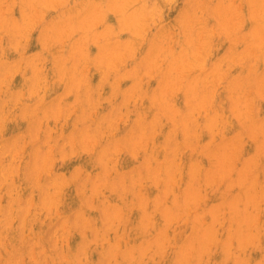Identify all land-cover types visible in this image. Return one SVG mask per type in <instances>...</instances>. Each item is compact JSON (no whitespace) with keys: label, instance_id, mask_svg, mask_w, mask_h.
<instances>
[{"label":"rangeland","instance_id":"obj_1","mask_svg":"<svg viewBox=\"0 0 264 264\" xmlns=\"http://www.w3.org/2000/svg\"><path fill=\"white\" fill-rule=\"evenodd\" d=\"M151 2H152V0H148L149 5H151ZM181 2H183V4ZM191 2H193V3H191ZM228 2H229V0H196V1L195 0H184V1L183 0H174V2H172V3H166L165 0H163V1L162 0H160V1L157 0L156 3L157 4L159 3L158 6L161 9L163 8L162 9L163 11H161V18L155 24H151V23L148 24V26L144 29L143 39H141L139 37H135L133 35V33L131 31H128V30L120 32L119 29L121 27V23H120V20L118 19V17L116 15L112 14V13H109L107 15L105 23L102 24V25H99L98 28H97V31L103 30V28L106 25H112L113 30L117 31L119 33L118 37H115L114 39H118L120 42H125V41H128V40L134 41L135 39L140 40V41H136L135 40L134 47H136V46L137 47H136V51H135L134 55L131 58H128V59L125 60V63L126 62L127 63L126 64L124 63V65H123L124 67L123 68L120 67V73L123 74L126 70H131L135 66L139 65L140 66V70H139V78H140L139 79V86L140 87H138L137 91L132 95L133 97L131 96V97L127 98V101L129 100L128 101L129 104H128V102L125 103L126 97L124 95V90L125 89H130L136 84V79L133 76H126L124 79H121V81H119L120 92L115 96L114 99L111 100V102L108 99L112 95L111 84L110 83H104L103 84L102 90L100 92V94H101L100 95V101H101L100 103L102 105L99 104L96 107L97 109L95 108V110H97V111L92 112L91 120L89 121V123L92 125V128L94 129L96 127L95 124H97L98 122L104 120V123L101 124V128L102 129H106L107 120L105 118L115 119L116 123L114 124V131L112 132V129H107L105 131L104 136L100 140L101 142L99 141V143L97 144L98 146L96 145L97 148L96 147L94 148L95 149V154L92 151H91L92 154L90 152L88 153V152H85V151H78L77 154H79V155L74 156V158L73 157H69L71 159L67 158V159H65L63 161L61 160L62 162L61 161L59 162V159H57L55 164L53 165L52 174L51 175H42L43 177L42 176L40 177V180L42 179L40 181L41 184H47L55 176L62 175L63 177H66V178L70 179L72 177V175H74V173L77 171V169H79L80 171L83 170L82 173L80 172V178L78 180L72 181L69 184L64 185V187L62 188V190H64V191L62 192V190H61L60 197H59L61 199H59V200L63 199V201H60L61 204L59 203L58 208L55 210V212L57 213V210L59 209L58 210V212H59L58 215L57 214H53L55 217L53 215L49 217L46 212H40L38 216H35L36 218L34 217L35 218L34 219L33 215H32L33 214L32 212L35 213L37 211V209L36 208H32V209L29 210V213L31 212L30 213L31 214V219L29 217L27 220H25V223H24L25 225L23 224L24 228L21 227V219L20 218H17L16 220H14L12 222L11 228L7 229V231H6V239L4 241V246L2 248H0V250H1L0 251V264H5V261H7L9 259V256H8L9 254H11V256H13L12 258H14V259L18 257L17 255H19V257L23 256L22 257V264H30V263L32 264V258L30 257L29 253H27V252H29L30 249L32 251V248L34 250L36 248V246H35L36 244H38L39 246H37L36 251L35 250L33 251L34 255L32 254V256H35L36 253H39L41 248L44 249V256H40L38 258L43 260L45 258V256H46L47 257L46 264H53V260H58L59 259V254H60L61 251L64 253L65 256L71 258V256H73L74 253H77L79 248L82 246V244L85 241V238H87V240H89V241L95 239V234H94V232L92 231L91 228L89 230L85 231L86 234L83 233V235H81V230L78 227H72V229L70 231V234L67 235V241H66L67 243H65L61 239H58V237L60 235V227H59L58 224H60V223L62 224L64 222V220L66 219L68 221V224L72 225L73 221H75L77 219V216H76L77 213H80V212H84V214H86L84 216L87 217L88 219H90L89 222H90V224L92 225L93 228L99 229L100 232L103 233L104 230H105V227L107 226L106 225V217H105V209L109 208V210L112 213H115V214H117L118 211H120L118 213V215L120 214L118 216L119 219L114 221V227H115L114 231H116L117 233L116 232L114 233L113 230H109L108 234H107V236H109L107 238L108 239L107 242L101 243L100 240H97V243L89 244V246H88L89 247V249H88V257H89L90 264H97V262H100V264H107V258L102 256V253L107 251V249L109 248L110 244H116V243L119 245V248L121 249L122 253L125 250H135L133 254L138 257V255H139L138 250L140 248L139 246H142V243L140 241L145 242L147 240H153V239H155L156 235L159 236L161 233L164 234L166 237L167 236L169 237V238L167 237L168 240H170V241H168V246L169 247L167 246L166 251L163 253L162 256L157 255L156 257H151V253H149V255L145 256V258H144L145 264H148L149 261L151 262L149 264H154V263L155 264H175L176 258H177V253H178L179 247L182 245V243L183 242L186 243V241L189 238H192L195 234L197 235V233L202 235L203 234V230L202 229H204V231L207 228L209 229L208 225H211V224L214 225L213 229H215L216 226H217V228H216L217 232L215 231L216 232L215 235H216L217 240L218 241L221 240L220 242L225 241L226 235L229 233V227H230L229 223L230 222L232 223L231 224V228L234 227V226L236 227L235 220L232 221V219H231L230 222H229V218L232 217L231 215H233L236 212L237 209L240 210V214L243 215V209L245 207L246 201H248L250 198H252V196L254 197L255 195H257V197L255 196L256 200L253 199V202L255 203L256 201L259 200L260 204L258 205V208L253 209V206H252L253 204L249 203L248 209L250 210V212H253V211L255 212L256 210L258 211V212H256L257 214L255 213L256 216L257 215L259 216V217H256V219H258L257 220L258 224L260 223V221L262 222L264 220V209H263L264 208L263 207L264 206V201H263L264 199L261 201V195L258 196V194L261 193V192H262L261 194L264 196V189H263L264 188L263 187L264 186V172H263L264 168L263 167L260 168L261 165L264 166V164H263L264 163V161H263L264 155H260L259 156L260 158L259 157L257 158L256 157L257 155H255V154L258 153L257 152L258 151V149H257L258 148L257 147L258 141L260 143L261 140L264 139V135H261V131L264 130V117H263L264 116L263 115L264 114V110H263L264 109V106H263L264 105V95H263L264 94V88H262V87H264V71H263L264 70V53L257 52V50L253 49L252 51L257 52V54H256L257 56L256 55L250 56V57H247V58L243 59L242 61L239 58H234L231 61L228 59V57L232 56L233 53H243L246 50V47L250 43L249 34L254 30L253 28H256V22L253 19L250 18V11H247V10H250L249 9V0H245V1H243V0H231V2L234 5H238L239 6V15L233 17L232 20L229 21V22H231L230 24L232 26H234L235 31H232V32L226 34L223 31L222 27H221L220 18L218 17L216 11H217L218 6H220V8L222 9L223 6L226 5ZM81 3L83 4L84 0H68L67 6L65 8L56 7V8H51V9L46 10L43 20L40 21L41 23L39 22L35 26V28H33V30L29 33L30 36L28 35L26 47L23 48V52H24V57L25 58L30 57V56H34V55H36L38 53L41 54L45 58V60H44L45 62L43 63V69H44L43 75L45 74L44 76L46 77V79L48 81V85L50 86V87L47 88V91H49V90L50 91L49 92L46 91V93H45V102L46 103L47 102H54L56 97H58L59 95L64 93V91H65V89H64L65 83L62 82L59 79L58 63H57L56 58L61 56V55H65V56L68 55V53H69V51H70V49L72 47L71 44L73 43V41H75V40H77L79 38L81 33H79V32L75 33L71 37V39L66 40L63 44L57 43V45L55 44L54 46H51L50 49H49L51 51L48 50L49 51L48 52V51H44L42 30L46 26L58 23L59 20H60V18H58V17H60V14L62 12H64V11L66 12L69 9L72 12H75L77 8H80L82 6ZM197 6L199 7V11H197V16H199V22L197 24V27L199 28L200 25H203V30L201 32L200 40L201 41H206V44H204V46L202 48H200V54L196 55L197 58H196V56L189 55L188 57H185V59H183L184 58V49H187L188 45L186 43V36H185V33H184L185 28H183L181 26V19L183 18L185 10L191 12L193 9H196ZM182 10H183V12H182ZM180 13H183V14H180ZM14 15L17 17V20H20V12H19V8L18 7L16 9H14ZM180 15H182V16H180ZM177 20H179V21L177 22ZM250 20H251V22H250ZM193 22L196 23L195 20ZM247 28H249V30ZM127 33H128V36H127ZM219 33H220V35H219ZM193 35H195V32L193 33ZM211 35H213V36H211ZM222 35H224V37ZM245 35H247L246 36L247 38L246 37L244 38ZM34 36H35V39H34ZM153 36H155V37H153ZM3 37L6 38V39H4ZM3 37H2V40H0V43L3 44L5 51L7 50V52H5L6 59L8 61H10V62L20 60L19 52L11 50V48L9 47V36L8 35H3ZM218 37H219V39H218ZM148 42H151V43L149 44ZM22 43H23V41H22ZM38 43H39V45H38ZM139 44H140V46H138ZM62 45H63L64 49H63ZM208 45H209V47H207ZM182 46H184V48ZM232 46H233L234 49L232 48ZM228 47H229V49H228ZM37 48L40 49V50H38ZM155 48H157V49L154 52ZM207 48H209V49L207 50ZM24 49H25V51H24ZM60 49H62V51ZM100 51L98 50V47H97L96 44L92 43L91 41L88 42L87 52L89 54L88 55L89 57H95ZM188 51H189V53H191L192 49H188ZM41 52H43V53H41ZM210 52H211V55H210ZM135 54H137V58H136ZM258 54H260V56ZM204 55H207V57L204 58L203 57ZM13 56H15V57H13ZM46 56L47 57L49 56L50 58L49 57L47 58ZM190 57H192V58H190ZM51 58H52V60H51ZM193 58H194V60H192ZM203 58L205 59L204 62H203ZM153 60H155V62H157V63L153 64L151 66L152 67V69H151V68H149V64ZM189 60H190V62H189ZM196 61H197L198 64L196 63ZM200 61L203 62L202 63L203 67H201L199 65V64H201ZM192 62H194V63H192ZM231 63H232V65L236 64V67L234 65L232 67ZM90 64L91 63H89V66L87 68V74H88V77H89L90 85L92 86L93 89H95L96 86L101 81V77L100 76H101L102 73H101V71L98 72L96 67L94 68V66H95L94 64H91V65ZM157 64L159 65V67H156ZM166 64H168V66H166ZM185 64L188 65L190 67V69L187 70L186 69L187 67L184 69V65ZM240 64H241V66H240ZM257 64L260 66V68H259V66ZM21 65H22L21 67L24 69L23 61H21ZM176 65L178 66V69L177 68L174 69L175 67H177ZM194 65H195V69L192 67ZM217 65L221 66L220 67L221 69L220 68L217 69V67H216ZM199 66L201 67V69H199L200 68ZM22 68H21L20 72L24 76L20 72H17L16 75L12 78V81H11V84H10V86H11L10 90H11V92H18V91L24 90V92H25V101L24 102L25 103H32L35 98H33V100H27V98H26L27 89H28V86H29V83H30V81L27 80L26 78L30 77L32 75V69L28 68V70H27V68H25L24 69L25 72H24V70ZM182 69H183V73H182ZM26 70H27V72H26ZM92 70H95V71H92ZM164 70H166V71L164 72ZM260 70H261V72H263V74H262L263 76L260 75L261 74ZM145 72H147L148 74H145ZM163 72L166 73V74H163ZM186 72H188V73H186ZM204 72L206 73L205 75H204ZM223 72H225V74ZM49 73H51V75L53 77L50 76ZM19 74H21V76ZM99 74H100V76H99ZM167 74H168V77L166 76ZM181 74H184V75L181 76ZM212 74H214V75H212ZM188 75H192V76L188 77ZM154 76H155V78H154ZM180 76H181V78H180ZM226 76H228V77H226ZM260 76H262V77L259 78ZM141 77H143V78L141 79ZM204 77H205V79H204ZM250 77H251V79H249ZM112 78L113 79L115 78V74L109 76V81H111ZM127 78H129V79H127ZM191 78L194 80V82H193V80L191 81L192 84L190 83V79ZM56 79L58 81H56ZM153 79H154V81H151ZM160 79H162L161 81L163 82V84L160 82ZM185 79H187V82L189 81V85H187L188 83L186 82ZM256 79H258V81ZM260 79H261L262 83L260 82ZM262 79H263V81H262ZM147 80H148V83H146ZM156 80H158V81H156ZM180 80L182 82H180ZM230 80H231V82H230ZM21 81L23 83L22 85H21ZM50 81H53V84ZM178 81H179V83H178ZM202 81H204V82H202ZM237 81H239V82H237ZM92 82H94V83H92ZM258 82H259V84H258ZM260 83H261L262 87L260 86ZM218 84H221V85H219L220 87L218 86ZM249 84H250V86L248 87ZM14 85H16V86L18 85V86L16 87ZM227 85H229V86H227ZM149 86H151V87H149ZM158 86H160V87H158ZM203 86H205V87H203ZM211 86H213V87L211 88ZM225 86H226V88H225ZM51 87L54 88V89H52ZM147 87H149L148 90H147ZM214 87H216V88H214ZM235 87H237V88H235ZM155 88H157V89H155ZM213 88H214V90H213ZM227 88L231 89V91H234V92H230L229 89H227ZM239 88H240V90H239ZM251 88H253L255 90H253ZM174 90H175V92H174ZM184 90H185L186 96L183 94ZM209 90L210 91L212 90V91L210 92ZM218 90L220 91V93H218L219 92ZM110 92H111V94H110ZM229 92H230L231 95H233V96H231L229 94L231 96L230 99H228V97H229L228 93ZM181 93H182V95H181ZM210 93H214L215 95H213V94L211 95ZM94 94L95 93H93V95ZM162 94H163V102H161V95ZM203 94H204V96H203ZM208 94H210L212 97H210V95L208 96ZM218 94H220L223 98L220 95H218ZM250 94H251V96H250ZM253 94H255V95L257 94V95L255 96ZM104 95H105V98H104ZM146 95H148V96L146 97ZM187 95L190 98L189 100L187 99ZM71 96H72V98H71ZM250 97L252 98L251 102L249 100V99H251ZM5 98H7V96H5ZM74 98H75L74 95H69L66 99L68 100V102H71ZM203 98H204V100H203ZM211 98H212L213 102H212V100L211 101L208 100V99H211ZM232 98H233L234 102L232 101ZM261 98H262L263 101L260 100ZM93 99H95V95L93 96ZM132 99H134V104L130 103V102H133ZM229 100H231V101H229ZM147 101H148V106H147ZM208 101H209V103H208ZM214 101H216V102L219 101L217 103L220 104L222 107L224 106L223 110H222V107L220 105L215 106L214 104L216 102H214ZM254 101L256 103H254ZM123 102H124V104H123ZM135 102H136V104H135ZM137 102L139 103V105H138ZM230 102H233V106H232V103L230 104ZM107 103H108V105H107ZM143 103H144V105H143ZM127 104H128V106H127ZM131 104H133V105L130 106ZM229 104L233 107L234 110L232 109V107ZM100 105H101V107H100ZM145 105L147 106V109H146ZM114 106H116V107H114ZM203 106H204V108H202ZM244 106H245V108H244ZM249 106L251 108H249ZM9 107H11V104H9ZM199 107H201L202 109H199ZM206 107H208V109H206ZM247 107H248L249 110L247 109ZM257 107H258V110H257ZM148 108L150 109V111L152 110L151 113H147V111L150 112L148 110ZM195 108H196V110H195ZM215 108H216V110H214ZM224 108H225V111H224ZM117 109H118V111H117ZM139 109L141 111H139ZM143 109H144V111H143ZM254 109H256V110H254ZM15 110L16 111H14V114L15 113L18 114L21 111V109L19 107H17ZM126 110H127V112H126ZM185 110H186V112H185ZM197 110L198 111L200 110L199 114L197 113ZM229 110H230V112H228ZM246 110H247V112H246ZM79 111L80 110L78 108L77 109V113H79ZM161 111H163V112H161ZM192 111H193V113H192ZM204 111H205V115H207L206 117L203 114ZM226 111L228 112L227 116H229L231 114L234 117L230 116V118H228L226 116V114H227ZM248 111H250V112H248ZM141 112H142V114H141ZM183 112H185V113H183ZM189 112L191 113V115H194L193 117H195L197 115L196 116L197 118L195 117V119L193 120L191 115L188 114ZM194 112H196V113L194 114ZM145 113H146V115H145ZM175 113H177V114L179 113L178 114L179 116L177 114H175ZM181 113H183L184 115L181 114ZM214 113L216 114V116H215ZM180 114L183 116V118H181L182 116ZM185 114H186V116H185ZM219 114H220V116L222 114L221 118L219 117ZM247 114H249V116ZM168 115L171 116V117H169ZM202 115L204 116V118H203ZM93 116H94V118H93ZM141 116H144V117H141ZM179 117H180V119H179ZM125 118H127V119H125ZM174 118H175V120H174ZM227 118H228V120L230 119V121L226 120ZM75 119H76L75 115H73L72 117H69L67 123H64L63 119H61L60 121L49 119L47 121V127L56 129V132H53V136H56L60 131H62L63 134H64V137L67 138V135L73 129V123H74ZM200 119H202V120H200ZM212 119H213V121H212ZM260 119H261V121H260ZM147 120H149V122H151V124ZM162 120L165 121V122L163 123ZM198 120H200V121H198ZM204 120H205V122H204ZM143 121H145L146 123H144ZM185 121L187 122V132H188L187 136L185 135V125H184ZM220 121H222V122H220ZM224 121L225 122L228 121L226 125H224L225 124V123H223ZM191 122L195 123L194 124L195 126ZM162 123H163V125H162ZM173 123L176 124V125H174ZM214 123H216V124L214 125ZM230 123H231V125H230ZM157 124H158V127H156ZM172 124L175 126V127L173 126L174 129L171 126ZM222 124L224 125L223 127L228 125L227 128L225 127L226 129H224V128L220 129V128H222ZM61 125H63L62 128H61ZM159 125H161V127H159ZM198 126H200V131H199ZM201 126H203V127H201ZM248 126H250L249 129H247ZM142 127H144V129H145V131H146L145 133H148V134H145V136L143 137V138H145V140L140 138L141 137L140 136V132H141V128ZM169 127H171V128H169ZM27 128H28V121L20 119L19 115H17V118H16L15 122L13 120H9L8 122H6L5 129H4V132H3V136H4V138L6 140L10 141V138L12 139V138L16 137L17 135H19L20 133L25 132L27 130ZM194 128H196L197 130L194 129ZM254 128L258 129L259 132H257ZM166 129L168 130L167 132H165ZM193 129H194V131H193ZM201 129L203 130V133H201L202 132ZM228 129H230V130H228ZM214 130L215 131L217 130L220 133L217 132L218 133L217 134ZM221 130H223V132L226 130L224 132L225 134L222 133ZM246 130H249V131H246ZM253 130H254V132L252 133ZM160 131L162 132V135H161ZM208 131L209 132L213 131V135H212V133H208ZM108 132H109V134H108ZM239 132H241V133H239ZM249 132H250V134H249ZM124 133H125L126 136L124 135ZM149 133L150 134L151 133H153V134L155 133V134L154 135L153 134L150 135ZM238 133H239L240 137L238 136ZM258 134H260V135H258ZM121 135H122V137H121ZM226 135H227V137L229 136V138H227ZM243 135H246V136H243ZM247 135L250 137V139H249V137ZM130 136H131V138H130ZM173 136H174V138H173ZM212 136L215 137V138H212V139H215V140L211 139ZM241 136H242V138H241ZM255 136H256V138H255ZM106 137H108V138H106ZM148 137L150 138V140H149ZM203 137H204V139H203ZM151 138H154V139H151ZM221 138L222 139L224 138V140H222ZM43 139H44V135H43V133H41V141ZM146 139L149 140L150 142L147 141ZM176 139H179L178 142H177ZM227 139H229V140H227ZM242 139H243V141L246 139V141L243 142ZM253 139H255V140H253ZM143 140H144V143H141ZM157 140H159V141H157ZM207 140H211V141H208V142H210L213 145L208 143ZM217 140H218V143L216 142ZM233 140H234V142L235 141L236 142L235 143L232 142ZM152 141L153 142L155 141V143L151 144ZM179 141H181L182 143L186 142V143H184V145L186 147L183 146V144L181 142H179ZM221 141H223V142H221ZM255 141H257V142H255ZM61 142H63V141H61ZM156 142L159 143V144H156ZM220 142H221V144H220ZM240 142L243 145L240 144ZM248 142L250 143V145H249ZM174 143L176 144L177 148H176ZM232 143L234 144V146H233ZM237 143L240 144L238 146L236 145L237 148L238 147L239 148L238 149L232 148V146L235 147V144H237ZM247 143H248V145H247ZM121 144L124 145L123 146L124 148L121 147ZM196 144H198L197 147L195 146ZM217 144H220V149L217 148L218 151L216 149ZM231 144H232V146H231ZM136 145L138 146L137 148H136ZM161 145H163V146H161ZM178 145L180 146V148H179ZM191 145L192 146L194 145L195 147L193 146L192 149H191ZM210 145L212 146L211 149H210ZM105 146H107L110 149L108 155L111 157L110 159H108V163L109 164L107 163V169L105 168L104 164L101 163V160H100L101 159V149L104 148ZM117 147L119 149H117ZM143 147H144V149L141 150ZM148 147H150V148H148ZM214 147H215L216 150H214L212 152V149H214ZM218 147H219V145H218ZM252 147H254V149ZM33 148H34L33 145H27L25 147L24 152L22 153V159L20 160V166H19L18 174L13 177V182L15 184H17V185L20 184L19 187H20V194H21L22 202H25V198H26V202H27L28 197L29 196H33V197H31L32 203L33 204H39L40 201H41V198H42V193L39 190L34 189L32 187L33 179H32V175L30 174L31 173V167L30 166L32 165V160H33V157L31 155V153L33 152ZM166 148H167V150L165 151ZM183 148H185L184 151H183ZM193 148H195V150ZM124 149H125V151H124ZM163 149H164V151H163ZM229 149H234V151L236 150L235 151L236 154H234V156L230 155V153L232 152V154H233L234 151L233 150H229ZM252 149H253V151H252ZM116 150H118V151L115 152L116 153V155H115V153H113V152L116 151ZM119 150H120V152H119ZM134 150H136L135 153H134ZM155 150H158L157 151L158 153ZM191 150H192V154H191ZM228 150H229V152L230 151L231 152L230 153L227 152ZM237 150H239L238 151V155H237ZM142 151H144V152H142ZM125 152H127L128 154L125 153ZM173 152H175V154L177 153L176 156H175V154L172 156ZM216 152H217V154H216ZM252 152H254V154ZM130 153H131V156H130ZM162 153H163V157H162ZM155 154H157V155H155ZM190 154H191L192 157L189 156ZM199 154H200V157L198 156ZM135 155H137V156H135ZM142 155L144 156L145 159L142 157ZM177 155H179V156H177ZM201 155H203V156H201ZM228 155H230V157ZM235 155H236V161H235ZM89 156H90V159H89ZM113 156H115V158H112ZM206 156H207L208 160H207ZM215 156H216V158H215ZM226 156H227L228 159L230 158V159H233V160H230V159L228 160L227 159L228 161H226ZM232 156L234 158H232ZM253 156H255L254 158H256L255 159L256 162H255L254 169H253L254 172L253 171L250 172V174L253 173V175L251 176L249 174L250 177H252V178H249V182H247V184L246 183L243 184V187H242V185L240 183L238 184L236 182V180L239 181L238 179H236V177L241 175V174H239L240 171H237L236 169H238V168H239V170L243 169L244 166L246 165V163H242V162H248L250 158H253ZM153 157H154V160H152ZM179 157L182 158V159L180 160ZM246 157H249V158L245 159V161H242ZM162 158L163 159L165 158V159L163 160ZM191 158H193V159H191ZM200 158H202V159H200ZM210 158H212V159H210ZM214 158H215V160H214ZM156 159H158V160H156ZM178 159H179V161H178ZM224 159H225L226 162H224ZM259 159H260L261 163L257 161ZM92 160L94 161V163H93ZM112 160H115L117 162L115 163ZM160 161H162V162H160ZM209 161H211V162H209ZM174 162H175V165H174ZM189 162L190 163L192 162L193 165H192V163L189 164ZM257 162L260 164L259 166L256 165ZM167 163H169V164H167ZM227 163L228 164L230 163V164L228 165ZM240 163H241L242 167L240 166ZM93 164L95 165V167L92 166ZM113 164H114V166H115V164L118 166V167L117 166L115 167L117 169L114 168ZM143 164H146L147 166L149 165L148 167L145 165L146 169H148V170L145 169ZM160 164H161V168L159 167ZM208 164H211L212 167L210 168V170L208 172H206L205 171L206 168H203V167L209 166ZM217 164H218V166H217ZM74 165L76 166L75 170H74ZM127 165H128V167H126ZM169 165H170V168H169L170 170H169V172L168 171L166 172L165 169H168ZM173 165H174V167H173ZM188 165L191 168L188 169ZM200 165H202L203 167H201ZM84 166H85V168H84ZM154 166H155V168H154ZM255 166H256V168H255ZM231 167H232V169H231ZM95 168H97L98 170L95 169ZM156 168L159 169V171H160L159 172V177L161 176L162 179L157 177L158 169L155 170ZM162 168H164V170ZM192 168H193V173H192ZM229 168L231 169V171L234 168L235 173H237V174H235V173H234L235 175L232 174V172H234V170H233L232 172H230L229 175H224V177H223L224 180L222 181V179H221L222 174L227 172V170ZM142 169H143V171H142ZM149 169H150V171H149ZM186 169H187V171H186ZM198 169H199V171H197ZM223 169L226 170V171H223ZM257 169H258V173H257ZM174 170H178L179 171L178 175L176 173L178 171L173 172ZM180 170H182L181 176H179ZM112 171H113V173H112ZM139 171H140V173H138ZM154 171H156V173ZM222 171H223V173H221V176H220V172H222ZM105 172H107L106 179L109 180V182L107 181L108 185L104 186L103 189H101V191L99 192V194L94 196L95 200H94V197H93V200L91 199V201L94 202V203L91 202L92 206L89 207L88 203L85 202L84 194H82L81 190H80L81 181L83 180V178H85V176L87 174V177L89 178L87 194L90 195L91 194L90 193L91 181L95 180L93 178L94 177L97 178L98 175L101 178H104L105 177ZM201 172H202V175H201ZM130 173H133V174H130ZM141 173L143 174V176L145 175L144 177L142 176V178H140ZM173 173H174V176H172ZM187 173H189V175H187ZM196 173H198V174H196ZM204 173H206V175H204ZM212 173H213V175L215 177L212 176ZM160 174H162V175H160ZM231 174H232V176H230ZM138 175H139V177H138ZM177 176H179V177H177ZM189 176H190V178H189ZM145 177H147V178L145 179ZM170 177H175L177 180L175 181V178L171 179ZM198 177L202 178V181H201V179H197ZM253 177H254L255 183H256L254 185H256L255 187L258 190V191L256 190V192L258 194H256V192L255 193L253 192L255 195L251 194L252 191H255L254 190L255 187H252L250 185L251 184L250 180L252 181ZM227 178H228V180H225ZM234 178H235V181L233 180ZM259 178H260V180H259ZM20 179H21V182H20ZM149 179H150L151 182L149 181ZM189 179H191V180H189ZM208 179H209V182H211L210 185H208V183H209ZM212 179H214V180H212ZM144 180H146V181H144ZM158 180H159L160 183L157 182ZM166 180L168 181L167 184L165 183ZM169 180H171L170 183H169ZM217 180L218 181L220 180L221 182L219 181L220 182L219 183ZM232 180L239 187L235 183H234L235 184L234 185ZM125 181H126V184H125ZM134 181H135V183H134ZM199 181L201 183H199ZM212 182H213V185H214L213 187H212ZM229 182H230V184H228ZM173 183H174V186H176V188H174L172 186ZM198 183H199V186H198ZM221 183H222V186L218 185L216 187L217 184H221ZM224 183H225V185H224ZM261 183L263 185H261ZM157 184H158V186H161V188L158 187ZM177 184H178V186H177ZM196 184H197V186H196ZM226 184H227V187H226ZM257 184H259L261 186H259ZM186 185H187V188L184 189V187H186ZM230 185H232V187ZM189 186H190V188H189ZM194 186L196 187V191H194V188H193ZM200 186H201V188H200V190H198ZM224 186H225V188H224ZM221 187H222V189H220ZM229 187L232 188V189H230ZM69 188H70V190H69ZM202 188H207L208 190L202 189ZM226 188H229L228 192H232L233 194L237 193L235 195V197L232 196L233 195L232 193L230 195L226 191L227 190ZM249 188H251L252 191ZM252 188H254V189H252ZM113 189H114V191H113ZM166 189H170L171 190V191H168L169 194H167V197H165V190ZM172 189H173V191H172ZM179 189L180 190L183 189V190L180 191ZM243 189H246L247 191L243 190ZM259 189L262 190V191H259ZM205 190H206V193H204ZM236 190L237 191L238 190L239 191L243 190V193L241 191L237 192ZM0 191H3V190H0ZM4 191H5V195H3V197H0V203L5 205V206H7L8 196L6 194V190H4ZM211 191H213V192H211ZM222 191H224V192H222ZM142 192H144V193L146 192L144 194L146 196H144ZM178 192H179V194H178ZM195 192H196L197 195H195ZM219 192H221V193H219ZM246 192H248V193L250 192L249 195ZM240 193L244 194V195L247 194L248 195V197H247L248 199L246 197L244 198L243 195H241ZM29 194H31V195H29ZM129 194L132 195V196H130ZM227 194H229L228 196H230V197H228ZM161 195H162V197H161ZM169 195H172V197H171L172 199L170 198ZM200 195H201V198H200ZM214 195H216V197ZM180 196H181V198H180ZM237 196H239V197H237ZM157 197L159 199L163 200V203L160 205L161 208H160V206L158 208L155 207L156 206L155 202L157 200ZM196 197H197L198 200L201 199V202L199 200V202L201 204L198 202ZM220 197H222V200H221ZM225 197H226V199H225ZM231 197H233V199L234 198H236V199L233 200V202H228L229 204L231 203V205H228V203L225 205L224 204L225 201L226 202L229 201V199ZM133 198L136 199V200L133 201ZM164 198H166L165 201H164ZM168 198L170 199V201L167 200ZM188 198L193 199L196 203L192 202V200L189 201ZM143 199L147 200V204H150V205H146L147 206L146 208L145 207L141 208V203H142ZM176 200H178V202ZM149 201H150V203H149ZM220 201H221L222 205L220 204ZM167 202H169V203H167ZM237 202L238 203L242 202L243 203L242 204L243 207H241V204L240 203L238 204ZM62 203H63V205H62ZM171 203H173V204H171ZM232 203L235 204L234 207H233ZM79 204H81V205H79ZM121 204H122V206H121ZM132 204H135V205H132ZM154 204H155V206H154ZM188 204H190L191 206L190 205L187 206ZM211 204H212V206H211ZM213 204H214V206H213ZM261 204H262V206H261ZM165 205H166V207H164ZM168 205H170V206H168ZM196 205H197V208H196ZM223 205H225L226 207L227 206H230V207L232 206V207L231 208L228 207L229 208V210H228V208H226L224 206V209H223V207H222ZM81 206H83L85 209H83V207H81ZM133 206L136 207V208H134ZM193 206H195L194 209H193ZM209 206L211 207L210 210L207 209V208H209ZM152 207H153V211H150V210H152ZM162 207H164V208H162ZM218 207H219V209H218ZM220 207H222V208L220 209ZM250 207H251V209H250ZM124 208H125V210H124ZM173 208H174V210H173ZM183 208L185 209V211L183 210ZM146 209H148V210L146 211ZM165 209H167V211ZM177 209H180V210H177ZM198 209H199V212L201 211L202 213L201 212L200 213L197 212ZM225 209H226V211H225ZM234 209H235V211H234ZM116 210H117V212H116ZM137 210L140 213L137 212ZM211 210H212V213H210V214L213 217H211V215L209 213L207 214V211L211 212ZM259 210H260V212H259ZM193 211H194V213H193ZM221 211H224V212H221ZM233 211H234V213H233ZM122 212H124L125 214L123 213V215H121ZM145 212H148V213L152 214L151 215V221H153L152 222V228L153 229H150L151 228L150 227L148 232L143 231L144 230L143 225L146 222L145 221ZM153 212H155V213H153ZM190 212H192V213H190ZM216 212H219V215H217L218 213H216ZM181 213H182V215L179 217V215ZM220 213H223L222 217H221ZM97 215H98V217H97ZM158 215H159V217H158ZM173 215H175V218H174ZM207 215H209V216H207ZM43 216H45V217H43ZM73 216H75V217H73ZM171 216H173V219H175L174 221L171 220L172 218H169ZM176 216L178 217V219H177ZM193 216L194 217L196 216V218H194ZM197 216H199L198 218H199V220L201 222H199L197 220ZM131 218H132V220H131ZM166 218H168L167 221H165V223L162 224V222L164 220H166ZM216 218L218 219L217 222L215 221ZM237 218H239V217H237ZM33 219H34V221H32ZM157 219H158V221H157ZM222 219H223L222 223L224 225L220 224ZM168 220H171V221H168ZM194 220H195V222H194ZM219 220H220V223H218ZM196 222H197V224L194 225ZM212 222H214V224ZM130 223H131V225L133 224L134 226L133 225H132L133 227L130 226ZM166 223H168V226H167ZM188 224H191V225H188ZM260 224H264V221L262 223H260ZM95 225H97L98 228ZM125 225H126V227H124ZM158 225H160L161 227H159ZM172 225H173V227H171ZM192 225L194 226L193 228L191 227ZM14 226H15V228H14ZM163 226H165L164 230H163ZM166 226H167V228H166ZM188 226H190V227H188ZM205 226L207 228H205ZM140 227L142 228V230H141ZM195 227H196V231H194ZM202 227H204V228H202ZM235 227L233 229H235ZM101 228H103V230ZM133 228H134L135 231L133 230ZM183 228H185V229H183ZM227 228H228V232H227ZM165 229L168 232L165 231ZM188 229H189V232L186 235V232L188 231ZM190 229H191V231H190ZM198 229L200 230V232L198 231ZM211 229L212 228L210 227L209 230H211ZM32 230H34L33 231L34 234H36L37 232H39V234L37 233L36 235H34L32 233ZM40 230L43 233L40 232ZM149 231H150V233H149ZM143 232H145V234ZM165 232H167L168 234L166 233L167 234L166 235ZM221 232H222V234H221ZM24 233H26V235ZM189 233L191 235H189ZM15 234H16V236H15ZM23 234L25 235L24 237H23ZM52 234H53V236H52ZM146 234H148V235H146ZM184 234L188 238H185V236H183ZM218 234H219V236H218ZM223 234H224L225 238L221 237ZM182 237H184V238L182 239ZM218 237H219V239H218ZM263 237H264V235H262L261 238H260V243L262 245H264V243H263L264 238ZM21 238H23V239L21 240ZM34 238H36V239L34 240ZM55 238H57V239H55ZM131 238H133V240ZM222 238H224V239H222ZM77 239H78V241H76ZM138 239H140V240L136 241ZM185 239H186V241H184ZM54 240H56L57 242H54ZM58 240H59V243H58ZM233 241H234V242H232L234 244L233 246H235V244H236L235 242L236 241L234 239H233ZM21 242H22L23 245L21 244ZM9 243H11V244H9ZM12 243H14V244L12 245ZM33 243H35V245ZM139 243H141V244H139ZM176 244H179V245H177L178 247L176 246ZM219 244L222 245V243H219ZM219 244H215V246L213 245V247H215V248L212 247V249H214L215 251L212 250V254H211L210 257L209 256L205 257V259L208 260V264H214L216 261H217V263H215V264H218V262H220L223 259V251L220 250V248L222 249V246L219 247ZM32 245H33V247H32ZM6 246L11 248L12 250L7 248ZM28 246H31L30 249L27 248ZM173 246H174V249H173ZM175 247H177V248H175ZM101 248H102V250H101ZM7 249H9V250H7ZM27 249H29V250H27ZM10 250H11V252H9ZM100 250L102 251V253H101ZM170 250H171V252H170ZM21 251H22V253H21ZM69 251H71V253ZM172 251H174V252H172ZM23 252H25V253H23ZM52 252H53V254H52ZM5 254H6V256H5ZM174 254H176V255H174ZM259 256H260V252L259 251H253L252 252V258L254 260L256 258H259ZM54 257H55V259H54ZM149 257H151V258H149ZM171 257H173V258L175 257V260L174 259L171 260L172 259ZM221 257H222V259H221ZM116 259L121 262L120 264H128V261L125 259L124 255H117ZM30 260H31V262H30ZM163 261H164V263H163ZM230 262L231 261H229V264H231Z\"/></svg>","mask_w":264,"mask_h":264},{"label":"clouds","instance_id":"obj_2","mask_svg":"<svg viewBox=\"0 0 264 264\" xmlns=\"http://www.w3.org/2000/svg\"><path fill=\"white\" fill-rule=\"evenodd\" d=\"M67 2L68 0H0V40H2L3 35H8L9 47L20 54V60L8 61L5 58L4 46L0 43V190H6L8 196L7 206L0 204V248L4 246L6 231L11 228L12 222L20 218L21 227H23L24 221L29 217L30 209H37L33 213V217L38 216L40 212H46L49 217L53 214L58 215L55 210L60 203V192L64 185L80 178V170L77 169L70 179L62 175L55 176L47 184H41V175H51L53 165L57 159L65 160L74 157L78 151H93L107 129L114 131L115 119L105 118L107 120L106 129L101 128L104 120L98 122L94 129L89 123L92 112L101 102L100 92L103 84H111L112 95L108 98L110 102L120 92L119 81L126 76H133L136 79V84L132 88L124 90L125 103L127 98L131 97L139 87V65L131 70H126L123 74L120 73V67L124 65L125 60L131 58L136 51L134 41L120 42L118 39H114L118 37L119 33L113 30L112 25H106L101 31H97L98 26L104 24L107 15L112 13L120 20V32L128 30L134 36L143 39L144 29L148 24H155L160 20L162 11L156 0H152L151 5H149L148 0H84L82 6L77 8L75 12L70 9L62 12L58 23L46 26L42 30L44 51H48L51 46L57 43L63 44L77 32L81 35L73 41L68 55H61L56 58L59 79L65 83V91L56 97L54 102L46 103L45 93L48 88V81L43 75L45 58L39 53L25 58L23 48L26 47L29 33L43 20L46 10L56 7L65 8ZM165 2L172 3L174 0H165ZM17 7L20 12V20H17L14 15V9ZM249 9L250 18L256 22V28L249 34V47L243 53H233L232 56L228 57L230 61L234 58H239L242 61L247 57L256 55L257 52L264 53V0H249ZM197 11H199L198 6L191 12L185 10L181 19V26L185 28L186 43L188 45V48L184 49V57L199 55L200 48L206 44V41L200 40L203 25L197 27L199 22ZM217 15L226 34L235 31L229 21L239 15L238 5H234L229 0L222 9L218 6ZM194 20L196 23L193 22ZM194 32L195 35H193ZM89 41L101 49L95 57L88 56L87 44ZM188 49H192L191 53ZM253 49L257 52L252 51ZM21 61L24 63V68L32 69V75L26 78L30 81L26 98L27 100L35 98L32 103L24 102L25 93L23 91L11 92L9 87L12 78L17 72L21 71ZM89 63L94 64L97 70L102 73L101 81L95 89L90 85L87 75ZM155 63V60L151 61L149 68ZM200 66H203L202 63ZM156 67H159V65L157 64ZM217 68H219V65H217ZM113 74H115V78L109 81V76ZM145 74L148 73L145 72ZM93 93H95V99H93ZM69 95L75 97L71 102L66 99ZM161 102H163V94L161 95ZM9 104H11V107H9ZM17 107L21 111L14 114ZM78 108L79 113H77ZM17 115L20 119L28 121V128L10 141L6 140L3 136L6 122L16 120ZM73 115L76 116V119L67 138L64 137L62 131L53 136L56 129L47 127V121L49 119L56 121L63 119L64 123H67L69 117ZM192 119L194 120L195 117H192ZM62 127L63 125H61ZM41 133L44 135L42 141ZM145 134V129L142 127L141 138ZM187 134V122L185 121V135L187 136ZM261 135H264V130L261 131ZM27 145L34 146L31 153L33 160L30 174L33 179L32 187L42 193L39 204H33L31 196L28 197L27 202H22L20 187L13 182V177L18 174L22 153ZM109 151L110 149L107 146L101 149V163L104 164L106 169L108 159L111 158L108 155ZM260 155H264V140H261L258 145L257 156ZM255 162V158H250L246 162L245 168L240 170L241 175L238 182L242 186L248 182L249 173L253 170ZM168 170L165 169L166 172ZM230 172L231 169L229 168L227 172L222 174L221 179L224 175H229ZM106 176L107 172H105L104 178L98 175L95 180L91 181L90 195L87 194L89 178L85 176L81 181L80 190L84 194L85 202L88 203L89 207L92 206L91 199L99 194L102 187L107 185ZM157 177L162 179V177H159V171H157ZM165 183L167 184L168 181L166 180ZM251 184L253 186L255 184L254 177ZM169 190H165V197ZM3 195H5V191H0V197H3ZM253 199L245 203L243 215L237 209L230 218L235 220L236 227L232 229L230 223L229 235L225 241L220 242L217 240L215 229H206L202 235H194L179 247L175 264H208L205 257H210L212 246L219 243H222L223 251V259L219 264H229V261H231V264H264V245L260 243V237L264 235V224H258L256 214L248 211V205L253 202ZM261 199H264V196H261ZM162 203L163 200L158 198L155 202L156 207L158 208ZM146 204L147 201L143 200L141 207H146ZM258 205L259 201H256L253 203V208H258ZM165 210L167 211V209ZM151 215V213L145 212L146 222L143 225L145 232H148L152 226ZM220 215L222 216L223 213H220ZM105 217L107 226L103 233L92 227L83 212L77 213V219L73 221L72 225H69L65 219L60 225V237L58 239H62L66 243L67 235L70 234L72 227L80 228L82 235L91 228L95 234V239L89 241L85 238L82 246L71 258L65 256L61 251L59 259L53 260V264H90L88 257L89 244L96 243L97 240L107 242V232L115 230L114 221L119 218L118 214L112 213L108 208L105 209ZM233 239L236 241L235 246L232 243ZM167 246L168 238L161 233L153 240L142 242V246L138 250V257L133 254L135 250H125L122 253L118 244H110L107 251L102 253V256L107 258V264H120V261L116 259L117 255H124L128 264H145V256H148L149 253H151V257L162 256ZM253 251L260 252L259 258L253 260ZM29 255L32 258V264H46V256L43 260L38 258L44 256L42 248L35 256H32L30 249ZM5 264H22V257L14 259L10 254ZM97 264H100V262H97Z\"/></svg>","mask_w":264,"mask_h":264},{"label":"bare ground","instance_id":"obj_3","mask_svg":"<svg viewBox=\"0 0 264 264\" xmlns=\"http://www.w3.org/2000/svg\"><path fill=\"white\" fill-rule=\"evenodd\" d=\"M156 1H157V0H156ZM159 1H160V0H159ZM162 1H163V0H162ZM183 1H184V0H183ZM195 1H196V0H195ZM243 1H245V0H243ZM151 3H152V2H151ZM181 3L183 4V2H181ZM191 3H193V2H191ZM81 4H82V3H81ZM158 4H159V3H158ZM77 5H78V4H77ZM77 5H76V6H77ZM191 6H192V5H191ZM184 8H185V7H184ZM211 8H212V7H211ZM162 9H163V8H162ZM63 10H64V9H63ZM74 10H75V9H74ZM162 11H163V10H162ZM215 11H216V10H215ZM247 11H250V10H247ZM64 12H65V11H64ZM182 12H183V10H182ZM210 12H211V11H210ZM216 12H217V11H216ZM243 13H244V12H243ZM243 13H242V14H243ZM180 14H183V13H180ZM247 14H248V13H247ZM215 15H216V14H215ZM180 16H182V15H180ZM216 16H217V15H216ZM58 18H60V17H58ZM240 18H241V17H240ZM49 19H50V18H49ZM49 19H48V20H49ZM180 19H181V18H180ZM249 19H250V18H249ZM53 20H54V19H53ZM244 20H245V19H244ZM244 20H243V21H244ZM178 21H179V20H177V22H178ZM248 21H249V20H248ZM238 22H239V21H238ZM250 22H251V20H250ZM40 23H41V22H40ZM229 23H231V22H229ZM233 23H234V22H233ZM233 23H232V24H233ZM241 23H242V22H241ZM243 23H244V22H243ZM45 24H46V23H45ZM254 24H255V23H254ZM242 25H243V24H242ZM39 26H40V25H39ZM156 26H157V25H156ZM217 27H218V26H217ZM233 27H234V26H233ZM43 29H44V28H43ZM241 29H242V28H241ZM247 29L249 30V28H247ZM251 29H252V28H251ZM253 29H255V28H253ZM184 33H185V31H184ZM35 35H36V34H35ZM147 35H148V34H147ZM158 35H159V34H158ZM219 35H220V33H219ZM29 36H30V35H29ZM127 36H128V33H127ZM148 36H149V35H148ZM155 36H156V35H155ZM155 36H153V37H155ZM211 36H213V35H211ZM222 36L224 37V35H222ZM222 36H221V37H222ZM228 36H229V35H228ZM246 36H247V35H245L244 38H245ZM130 37H131V36H130ZM133 37H134V36H133ZM135 37H136V36H135ZM208 37H209V36H208ZM223 37H222V38H223ZM241 37H242V36H241ZM3 38H4V37H3ZM139 38H140V37H139ZM226 38H227V37H226ZM244 38H243V39H244ZM246 38H247V37H246ZM4 39H6V38H4ZM34 39H35V36H34ZM155 39H156V38H155ZM218 39H219V37H218ZM234 39H235V38H234ZM133 40H134V39H133ZM135 40H136V41H140V40H137V39H135ZM135 40H134V44H135ZM237 40H238V39H237ZM241 40H242V39H241ZM34 41H35V40H34ZM143 41H144V40H143ZM222 41H223V40H222ZM4 42H5V41H4ZM36 42H37V41H36ZM141 42H142V41H141ZM139 43H140V42H139ZM148 43L150 44L151 42H148ZM182 43H183V42H182ZM226 43H227V42H226ZM226 43H225V44H226ZM229 43H230V42H229ZM229 43H228V44H229ZM72 44H73V43H72ZM72 44H71V46H72ZM137 44H138V43H137ZM236 44H237V43H236ZM4 45H5V44H4ZM38 45H39V43H38ZM56 45H57V44H56ZM87 45H88V44H87ZM151 45H152V44H151ZM184 45H185V44H184ZM215 45H216V44H215ZM215 45H214V46H215ZM237 45H238V44H237ZM7 46H8V45H7ZM53 46H54V45H53ZM138 46H140V44H139ZM142 46H143V45H142ZM144 46H145V45H144ZM248 46H249V45H248ZM248 46H247V47H248ZM55 47H56V46H55ZM62 47H63V45H62ZM65 47H66V46H65ZM67 47H68V46H67ZM136 47H137V46H136ZM136 47H135V48H136ZM182 47L184 48V46H182ZM207 47H209V45H208ZM211 47H212V46H211ZM241 47H242V46H241ZM247 47H246V48H247ZM7 48H8V47H7ZM7 48H6V49H7ZM71 48H72V47H71ZM139 48H140V47H139ZM232 48H233V46H232ZM232 48H231V49H232ZM243 48H244V47H243ZM37 49H38V48H37ZM63 49H64V47H63ZM156 49H157V48H155L154 52L156 51ZM208 49H209V48H207V50H208ZM228 49H229V47H228ZM233 49H234V48H233ZM11 50H12V49H11ZM38 50H40V49H38ZM55 50H56V49H55ZM60 50L62 51V49H60ZM60 50H59V51H60ZM98 50L100 51L101 49L98 48ZM210 50H211V49H210ZM210 50H209V51H210ZM24 51H25V49H24ZM33 51H34V50H33ZM49 51H51V50H49ZM49 51H48V52H49ZM70 51H71V49H70ZM139 51H140V50H139ZM157 51H158V50H157ZM5 52H7V50H6ZM12 52H13V51H12ZM12 52H11V53H12ZM29 52H30V51H29ZM31 52H32V51H31ZM54 52H55V51H54ZM88 52H89V51H88ZM144 52H145V51H144ZM227 52H228V51H227ZM244 52H245V51H244ZM23 53H24V52H23ZM26 53H27V52H26ZM41 53H43V52H41ZM44 53H45V52H44ZM51 53H52V52H51ZM92 53H93V52H92ZM208 53H209V52H208ZM15 54H16V53H15ZM30 54H31V53H30ZM45 54H46V53H45ZM48 54H49V53H48ZM155 54H156V53H155ZM5 55H6V54H5ZM88 55H89V54H88ZM135 55H136V58H137V54H135ZM151 55H152V54H151ZM166 55H167V54H166ZM210 55H211V52H210ZM258 55L260 56V54H258ZM18 56H19V55H18ZM44 56H45V55H44ZM180 56H181V55H180ZM256 56H257V55H256ZM13 57H15V56H13ZM46 57H47V56H46ZM48 57H49V56H48ZM48 57H47V58H48ZM201 57H202V56H201ZM203 57L205 58V57H207V55H204ZM5 58H6V57H5ZM49 58H50V57H49ZM190 58H192V57H190ZM196 58H197V56H196ZM204 58H203V62H204V60H205ZM251 58H252V57H251ZM9 59H10V58H9ZM127 59H128V58H127ZM134 59H135V58H134ZM183 59H185V57H184ZM201 59H202V58H201ZM201 59H200V60H201ZM206 59H207V58H206ZM220 59H221V58H220ZM253 59H254V58H253ZM44 60H45V59H44ZM49 60H50V59H49ZM51 60H52V58H51ZM192 60H194V58H193ZM195 60H196V59H195ZM127 61H128V60H127ZM174 61H175V60H174ZM183 61H184V60H183ZM219 61H220V60H219ZM259 61H260V60H259ZM44 62H45V61H44ZM46 62H47V61H46ZM169 62H170V61H169ZM189 62H190V60H189ZM189 62H188V63H189ZM203 62L200 61V63H203ZM256 62H257V61H256ZM261 62H262V61H261ZM49 63H50V62H49ZM126 63H127V62H126ZM126 63H125V64H126ZM129 63H130V62H129ZM156 63H157V62H156ZM192 63H194V62H192ZM192 63H191V64H192ZM196 63H197V61H196ZM205 63H206V62H205ZM158 64H159V63H158ZM197 64H198V63H197ZM219 64H220V63H219ZM90 65H91V64H90ZM146 65H147V64H146ZM189 65H190V64H189ZM199 65H201V64H199ZM211 65H212V64H211ZM222 65H223V64H222ZM233 65H234V64H233ZM233 65H232V63H231V66H232V67H233ZM257 65H258V64H257ZM20 66H22V65H20ZM88 66H89V65H88ZM93 66H94V65H93ZM131 66H132V65H131ZM166 66H168V64H166ZM176 66H177V65H176ZM234 66L236 67V64H235ZM240 66H241V64H240ZM258 66H259V65H258ZM95 67H96V66H94V68H95ZM123 67H124V66H122V68H123ZM144 67H145V66H144ZM186 67H187V68H186ZM192 67L195 69V65L192 66ZM192 67H191V68H192ZM199 67H200V66H199ZM202 67H203V66H202ZM216 67H217V66H216ZM220 67H221V66H219V68H220ZM235 67H234V68H235ZM21 68H22V67H21ZM128 68H129V67H128ZM131 68H132V67H131ZM167 68H168V67H167ZM170 68H171V67H170ZM176 68L178 69V66L175 67L174 69H176ZM185 68H186L187 70L190 69V67H189L188 65H186V64L184 65V69H185ZM196 68H197V67H196ZM210 68H211V67H210ZM259 68H260V66H259ZM22 69H23V68H22ZM24 69H25V68H24ZM24 69H23V70H24ZM151 69H152V67H151ZM151 69H150V70H151ZM155 69H156V68H155ZM197 69H198V68H197ZM199 69H201V67H200ZM199 69H198V70H199ZM217 69H218V68H217ZM220 69H221V68H220ZM220 69H219V70H220ZM224 69H225V68H224ZM237 69H238V68H237ZM27 70H28V68H27ZM27 70H26V72H27ZM52 70H53V69H52ZM166 70H167V69H166ZM166 70H164V72H165ZM205 70H206V69H205ZM256 70H257V69H256ZM49 71H50V70H49ZM54 71H55V70H54ZM92 71H95V70H92ZM97 71L99 72V70H97ZM152 71H153V70H152ZM158 71H159V70H158ZM184 71H185V70H184ZM194 71H195V70H194ZM208 71H209V70H208ZM232 71H233V70H232ZM263 71H264V70H263ZM24 72H25V70H24ZM24 72H23V73H24ZM45 72H46V71H45ZM47 72H48V71H47ZM50 72H51V71H50ZM98 72H97V73H98ZM164 72H163V74H166V73H164ZM172 72H173V71H172ZM188 72H189V71H188ZM188 72H186V73H188ZM205 72H206V71H205ZM205 72H204V75L206 74ZM20 73H21V72H20ZM28 73H29V72H28ZM91 73H92V72H91ZM91 73H90V74H91ZM157 73H158V72H157ZM182 73H183V69H182ZM212 73H213V72H212ZM223 73L225 74V72H223ZM239 73H240V72H239ZM260 73H261L260 75L263 74V72H261V70H260ZM21 74H22V73H21ZM21 74H19V75L21 76ZM26 74H27V73H26ZM49 74H50V76H52L51 73H49ZM195 74H196V73H195ZM22 75H23V74H22ZM44 75H45V74H44ZM47 75H48V74H47ZM87 75H88V74H87ZM101 75H102V74H101ZM154 75H155V74H154ZM182 75H184V74H181V76H182ZM212 75H214V74H212ZM23 76H24V75H23ZM48 76H49V75H48ZM99 76H100V74H99ZM158 76H159V75H158ZM162 76H163V75H162ZM162 76H161V77H162ZM166 76L168 77V74H167ZM181 76H180V78H181ZM189 76H192V75H188V77H189ZM262 76H263V75H262ZM262 76H260L259 78H261ZM52 77H53V76H52ZM100 77H101V76H100ZM150 77H151V76H150ZM218 77H219V76H218ZM226 77H228V76H226ZM256 77H257V76H256ZM90 78H91V77H90ZM98 78H99V77H98ZM142 78H143V77H141V79H142ZM154 78H155V76H154ZM165 78H166V77H165ZM165 78H164V79H165ZM212 78H213V77H212ZM110 79H111V78H110ZM112 79H113V78H112ZM127 79H129V78H127ZM148 79H149V78H148ZM164 79H163V80H164ZM204 79H205V77H204ZM204 79H203V80H204ZM228 79H229V78H228ZM244 79H245V78H244ZM249 79H251V77H250ZM161 80H162V79H160V82L163 84V82H162ZM185 80H186V82H187V79H185ZM192 80H193V79L191 78V79H190V83H191ZM216 80H217V79H216ZM231 80H232V79H231ZM231 80H230V82H231ZM256 80L258 81V79H256ZM16 81H17V80H16ZM54 81H55V80H54ZM56 81H58V80L56 79ZM59 81H60V80H59ZM98 81H99V80H98ZM120 81H121V80H120ZM151 81H154V79L151 80ZM156 81H158V80H156ZM204 81H205V80H204ZM204 81H202V82H204ZM262 81H263V79H262ZM50 82H52V84H53V81H50ZM89 82H90V81H89ZM180 82H182V81L180 80ZM193 82H194V80H193ZM209 82H210V81H209ZM237 82H239V81H237ZM249 82H250V81H249ZM260 82H261V79H260ZM19 83H20V82H19ZM56 83H57V82H56ZM56 83H55V84H56ZM92 83H94V82H92ZM146 83H148V80H147ZM178 83H179V81H178ZM187 83H188V84H187ZM187 83H186V84L189 85V81H188ZM261 83H262V82H261ZM261 83H260V86L262 87ZM22 84H23V83H22V81H21V85H22ZM150 84H151V83H150ZM150 84H149V85H150ZM191 84H192V83H191ZM216 84H217V83H216ZM241 84H242V83H241ZM246 84H247V83H246ZM258 84H259V82H258ZM24 85H25V84H24ZM24 85H23V86H24ZM59 85H60V84H59ZM61 85H62V84H61ZM124 85H125V84H124ZM204 85H205V84H204ZM210 85H211V84H210ZM214 85H215V84H214ZM219 85H221V84H218V86H219ZM252 85H253V84H252ZM14 86H16V85H14ZM17 86H18V85H17ZM17 86H16V87H17ZM147 86H148V85H147ZM161 86H162V85H161ZM194 86H195V85H194ZM227 86H229V85H227ZM241 86H242V85H241ZM243 86H244V85H243ZM249 86H250V84L248 85V87H249ZM9 87H11V86H9ZM19 87H20V86H19ZM48 87H50V86L48 85ZM52 87H53V86H52ZM52 87H51V88H52ZM139 87H140V86H139ZM149 87H151V86H149ZM149 87H147V90H148ZM158 87H160V86H158ZM203 87H205V86H203ZM203 87H202V88H203ZM212 87H213V86H211V88H212ZM216 87H217V86H216ZM216 87H214V88H216ZM219 87H220V86H219ZM166 88H167V87H166ZM214 88H213V90H214ZM225 88H226V86H225ZM235 88H237V87H235ZM262 88H264V87H262ZM52 89H54V88H52ZM64 89H65V86H64ZM152 89H153V88H152ZM155 89H157V88H155ZM227 89H229V88H227ZM251 89H253V88H251ZM165 90H166V89H165ZM221 90H222V89H221ZM232 90H233V89H232ZM239 90H240V88H239ZM247 90H248V89H247ZM253 90H255V89H253ZM22 91L24 92V90H22ZM49 91H50V90H49ZM49 91H47V92H49ZM144 91H145V90H144ZM155 91H156V90H155ZM178 91H179V90H178ZM209 91H210V90H209ZM211 91H212V90H211ZM211 91H210V92H211ZM218 91H219V90H218ZM229 91H230V92H234V91H231V89H229ZM248 91H249V90H248ZM174 92H175V90H174ZM176 92H177V91H176ZM194 92H195V91H194ZM222 92H223V91H222ZM230 92L228 93V95L230 94ZM24 93H25V92H24ZM57 93H58V92H57ZM147 93H148V92H147ZM188 93H189V92H188ZM215 93H216V92H215ZM218 93H220V91H219ZM226 93H227V92H226ZM226 93H225V94H226ZM244 93H245V92H244ZM251 93H252V92H251ZM110 94H111V92H110ZM183 94L186 96L185 90H184V93H183ZM199 94H200V93H199ZM210 94H211V95H212V94L215 95L214 93H210ZM210 94H208V96H209ZM222 94H223V93H222ZM94 95H95V94H94ZM94 95H93V96H94ZM100 95H101V94H100ZM173 95H174V94H173ZM179 95H180V94H179ZM181 95H182V93H181ZM181 95H180V96H181ZM188 95H189V94H188ZM188 95H187V99L189 100L190 98L188 97ZM196 95H197V94H196ZM211 95H210V97H212ZM218 95H220V94H218ZM230 95H231V94H230ZM230 95H229L228 99H230L231 96H233V95H231V96H230ZM246 95H247V94H246ZM246 95H245V96H246ZM253 95H255V94H253ZM256 95H257V94H256ZM256 95H255V96H256ZM263 95H264V94H263ZM147 96H148V95H146V97H147ZM203 96H204V94H203ZM220 96H221V95H220ZM250 96H251V94H250ZM260 96H261V95H260ZM260 96H259V97H260ZM26 97H27V96H26ZM110 97H111V96H110ZM118 97H119V96H118ZM132 97H133V96H132ZM136 97H137V96H136ZM183 97H184V96H183ZM213 97H214V96H213ZM221 97H222V96H221ZM225 97H226V96H225ZM71 98H72V96H71ZM71 98H70V99H71ZM104 98H105V95H104ZM195 98H196V97H195ZM205 98H206V97H205ZM222 98H223V97H222ZM250 98H251V97H250ZM70 99H69V100H70ZM129 99H130V98H129ZM185 99H186V98H185ZM219 99H220V98H219ZM225 99H226V98H225ZM254 99H255V98H254ZM130 100H131V99H130ZM132 100H133V102H130V103H133V104H134V99H132ZM139 100H140V99H139ZM203 100H204V98H203ZM208 100L211 101L212 98H211V99H208ZM249 100H250V102H251L252 98L249 99ZM260 100H262V98H261ZM67 101H68V100H67ZM128 101H129V100H128ZM128 101H127V102H128ZM209 101H208V103H209ZM229 101H231V100H229ZM232 101H233V98H232ZM262 101H263V100H262ZM121 102H122V101H121ZM127 102H126V103H127ZM159 102H160V101H159ZM204 102H205V101H204ZM212 102H213V100H212ZM214 102H216V101H214ZM217 102H219V101H217ZM217 102H216V103H217ZM222 102H223V101H222ZM233 102H234V101H233ZM233 102H230V104L232 103V106H233ZM137 103H138V102H137ZM200 103H201V102H200ZM200 103H199V104H200ZM210 103H211V102H210ZM216 103H215V104L213 103V104H214L215 106L220 105V104H218V103L216 104ZM254 103H256V102L254 101ZM100 104H101V103H100ZM123 104H124V102H123ZM128 104H129V102H128ZM128 104H127V106H128ZM133 104H131L130 106H132ZM135 104H136V102H135ZM203 104H204V103H203ZM224 104H225V103H224ZM224 104H223V105H224ZM230 104H229V105H230ZM101 105H102V104H101ZM101 105H100V107H101ZM107 105H108V103H107ZM138 105H139V103H138ZM143 105H144V103H143ZM161 105H162V104H161ZM227 105H228V104H227ZM255 105H256V104H255ZM255 105H254V106H255ZM260 105H261V104H260ZM122 106H123V105H122ZM122 106H121V107H122ZM145 106H146V105H145ZM147 106H148V101H147ZM147 106H146V109H147ZM149 106H150V105H149ZM198 106H199V105H198ZM209 106H210V105H209ZM220 106H221V105H220ZM230 106H231V105H230ZM230 106H229V107H230ZM232 106H231V107H232ZM247 106H248V105H247ZM263 106H264V105H263ZM105 107H106V106H105ZM136 107H137V106H136ZM136 107H135V108H136ZM150 107H151V106H150ZM173 107H174V106H173ZM184 107H185V106H184ZM221 107H222V106H221ZM223 107H224V106H223ZM223 107H222V110H223ZM229 107H228V108H229ZM132 108H133V107H132ZM137 108H138V107H137ZM176 108H177V107H176ZM192 108H193V107H192ZM202 108H204V106H203ZM202 108L199 107V109H202ZM210 108H211V107H210ZM241 108H242V107H241ZM244 108H245V106H244ZM249 108H251V107L249 106ZM96 109H97V108H96ZM122 109H123V108H122ZM140 109H141V108H140ZM140 109H139V111H141ZM206 109H208V107H206ZM219 109H220V108H219ZM232 109H233V107H232ZM232 109H231V110H232ZM247 109H248V107H247ZM100 110H101V109H100ZM104 110H105V109H104ZM133 110H134V109H133ZM135 110H136V109H135ZM148 110L150 111L149 108H148ZM161 110H162V109H161ZM170 110H171V109H170ZM177 110H178V109H177ZM195 110H196V108H195ZM214 110H216V108H215ZM233 110H234V109H233ZM233 110H232V111H233ZM248 110H249V109H248ZM254 110H256V109H254ZM257 110H258V107H257ZM259 110H260V109H259ZM263 110H264V109H263ZM15 111H16V110H15ZM95 111H97V110H95ZM95 111H94V112H95ZM98 111H99V110H98ZM101 111H102V110H101ZM124 111H125V110H124ZM143 111H144V109H143ZM151 111H152V110H151ZM151 111H150V112L147 111V113H151ZM189 111H190V110H189ZM199 111H200V110H199ZM199 111L197 110V113H198V114H199ZM224 111H225V108H224ZM224 111H223V112H224ZM260 111H261V110H260ZM99 112H100V111H99ZM126 112H127V110H126ZM161 112H163V111H161ZM185 112H186V110H185ZM185 112H183V113H185ZM215 112H216V111H215ZM220 112H221V111H220ZM228 112H230V110H229ZM228 112L226 111V113H227L226 116L228 115ZM246 112H247V110H246ZM248 112H250V111H248ZM132 113H133V112H132ZM158 113H159V112H158ZM173 113H174V112H173ZM183 113H181V114H183ZM192 113H193V111H192ZM195 113H196V112H194V114H195ZM206 113H207V112H206ZM210 113H211V112H210ZM15 114H16V113H15ZM141 114H142V112H141ZM165 114H166V113H165ZM165 114H164V115H165ZM175 114H177V113H175ZM178 114H179V113H178ZM178 114H177V115H178ZM181 114H180V115H181ZM188 114L191 115L190 112H189ZM203 114L205 115V111H204ZM214 114H215V113H214ZM229 114H230V113H229ZM233 114H234V113H233ZM235 114H236V113H235ZM254 114H255V113H254ZM122 115H123V114H122ZM145 115H146V113H145ZM145 115H144V116H145ZM151 115H152V114H151ZM173 115H174V114H173ZM183 115H184V114H183ZM247 115L249 116V114H247ZM263 115H264V114H263ZM123 116H124V115H123ZM129 116H130V115H129ZM144 116H141V117H144ZM168 116H169V115H168ZM175 116H176V115H175ZM178 116H179V115H178ZM181 116H182V115H181ZM181 116H180V117H181ZM185 116H186V114H185ZM193 116H194V115H191V117H193ZM196 116H197V115H196ZM196 116H195V117H196ZM202 116H203V115H202ZM206 116H207V115H205V117H206ZM213 116H214V115H213ZM215 116H216V114H215ZM221 116H222V114H221ZM221 116H220V114H219V117H220V118H221ZM224 116H225V115H224ZM224 116H223V117H224ZM230 116H233V115L230 114V115L227 116V117L230 118ZM235 116H236V115H235ZM120 117H121V116H120ZM130 117H131V116H130ZM152 117H153V116H152ZM169 117H171V116H169ZM180 117H179V119H180ZM188 117H189V116H188ZM191 117H190V118H191ZM233 117H234V116H233ZM253 117H254V116H253ZM263 117H264V116H263ZM93 118H94V116H93ZM121 118H122V117H121ZM181 118H183V116H182ZM196 118H197V117H196ZM203 118H204V116H203ZM228 118H227L226 120H228ZM255 118H256V117H255ZM119 119H120V118H119ZM125 119H127V118H125ZM128 119H129V118H128ZM131 119H132V118H131ZM144 119H145V118H144ZM147 119H148V118H147ZM152 119H153V118H152ZM205 119H206V118H205ZM223 119H224V118H223ZM233 119H234V118H233ZM235 119H236V118H235ZM149 120H150V119H149ZM149 120H147V121L149 122ZM174 120H175V118H174ZM200 120H202V119H200ZM200 120H198V121H200ZM224 120H225V119H224ZM13 121L15 122V120H13ZM132 121H133V120H132ZM162 121H163V120H162ZM167 121H168V120H167ZM181 121H182V120H181ZM192 121H193V120H192ZM212 121H213V119H212ZM228 121H230V119H229ZM228 121H226V122L224 121V122H223V123H225L224 125H226ZM232 121H233V120H232ZM242 121H243V120H242ZM246 121H247V120H246ZM260 121H261V119H260ZM133 122H134V121H133ZM143 122L146 123L145 121H143ZM152 122H153V121H152ZM164 122H165V121H163V123H164ZM182 122H183V121H182ZM193 122H194V121H193ZM193 122H191V123L194 125L195 123H193ZM204 122H205V120H204ZM220 122H222V121H220ZM237 122H238V121H237ZM115 123H116V122H115ZM149 123L151 124V122H149ZM163 123H162V125H163ZM218 123H219V122H218ZM147 124H148V123H147ZM160 124H161V123H160ZM173 124H174V123H173ZM173 124L171 125L172 128H173L174 125H176V124H174V125H173ZM198 124H199V123H198ZM215 124H216V123H214V125H215ZM234 124H235V123H234ZM236 124H237V123H236ZM250 124H251V123H250ZM24 125H25V124H24ZM95 125H96V124H95ZM168 125H169V124H168ZM184 125H185V124H184ZM199 125H200V124H199ZM201 125H202V124H201ZM203 125H204V124H203ZM217 125H218V124H217ZM217 125H216V126H217ZM224 125L222 124V128H220V129H223V128L226 129L228 125L225 126L226 128L223 127ZM230 125H231V123H230ZM11 126H12V125H11ZM18 126H19V125H18ZM155 126H156V125H155ZM194 126H195V125H194ZM207 126H208V125H207ZM218 126H219V125H218ZM236 126H237V125H236ZM238 126H239V125H238ZM255 126H256V125H255ZM156 127H158V124H157ZM159 127H161V125H159ZM174 127H175V126H174ZM176 127H177V126H176ZM178 127H179V126H178ZM201 127H203V126H201ZM220 127H221V126H220ZM11 128H12V127H11ZM143 128H144V127H143ZM153 128H154V127H153ZM153 128H152V129H153ZM169 128H171V127H169ZM198 128H199V131H200V126H198ZM213 128H214V127H213ZM228 128H229V127H228ZM235 128H236V127H235ZM237 128H238V127H237ZM249 128H250V126H248L247 129H249ZM261 128H262V127H261ZM146 129H147V128H146ZM156 129H157V128H156ZM167 129H168V128H167ZM167 129H166L165 132H167V131L169 130V129H168V130H167ZM173 129H174V128H173ZM194 129H196V128H194ZM194 129H193V131H194ZM204 129H205V128H204ZM211 129H212V128H211ZM220 129H219V130H220ZM254 129H255V128H254ZM16 130H17V129H16ZM18 130H19V129H18ZM157 130H158V129H157ZM159 130H160V129H159ZM178 130H179V129H178ZM182 130H183V129H182ZM188 130H189V129H188ZM196 130H197V129H196ZM228 130H230V129H228ZM228 130H227V131H228ZM232 130H233V129H232ZM235 130H236V129H235ZM235 130H234V131H235ZM255 130H256L257 132H259L258 129H255ZM153 131H154V130H153ZM201 131H202L201 133H203V130H202V129H201ZM214 131H215V130H214ZM225 131H226V130H225ZM225 131H224V132H225ZM246 131H249V130H246ZM112 132H113V130H112ZM145 132H146V131H145ZM160 132H161V131H160ZM175 132H176V131H175ZM206 132H207V131H206ZM215 132L217 133L218 131L216 130ZM221 132L224 133L223 130H221ZM232 132H233V131H232ZM236 132H237V131H236ZM236 132H235V133H236ZM253 132H254V130L252 131V133H253ZM110 133H111V132H110ZM126 133H127V132H126ZM156 133H157V132H156ZM194 133H195V132H194ZM208 133H212V135H213V131H210V132L208 131ZM218 133H220V132H218ZM218 133H217V134H218ZM239 133H241V132H239ZM239 133H238V136H239ZM247 133H248V132H247ZM252 133H251V134H252ZM108 134H109V132H108ZM108 134H107V135H108ZM146 134H148V133H146ZM149 134H150V133H149ZM151 134H153V133H151ZM151 134H150V135H151ZM154 134H155V133H154ZM154 134H153V135H154ZM174 134H175V133H174ZM191 134H192V133H191ZM224 134H225V133H224ZM249 134H250V132H249ZM249 134H248V135H249ZM5 135H6V134H5ZM65 135H66V134H65ZM112 135H113V134H112ZM124 135H125V133H124ZM136 135H137V134H136ZM161 135H162V132H161ZM176 135H177V134H176ZM194 135H195V134H194ZM200 135H201V134H200ZM210 135H211V134H210ZM210 135H209V136H210ZM248 135H247V136H248ZM258 135H260V134H258ZM67 136H68V135H67ZM113 136H114V135H113ZM125 136H126V135H125ZM156 136H157V135H156ZM170 136H171V135H170ZM180 136H181V135H180ZM196 136H197V135H196ZM217 136H218V135H217ZM243 136H246V135H243ZM252 136H253V135H252ZM114 137H115V136H114ZM114 137H113V138H114ZM121 137H122V135H121ZM123 137H124V136H123ZM150 137H151V136H150ZM165 137H166V136H165ZM218 137H219V136H218ZM226 137H227V135H226ZM231 137H232V136H231ZM235 137H236V136H235ZM235 137H234V138H235ZM239 137H240V136H239ZM248 137H249V136H248ZM106 138H108V137H106ZM119 138H120V137H119ZM130 138H131V136H130ZM140 138H141V137H140ZM148 138H149V137H148ZM154 138H155V137H154ZM154 138H151V139H154ZM173 138H174V136H173ZM176 138H177V137H176ZM212 138H215V137L212 136L211 139H212ZM216 138H217V137H216ZM227 138H229V136H228ZM241 138H242V136H241ZM241 138H240V139H241ZM255 138H256V136H255ZM115 139H116V138H115ZM141 139H144V140H145V138H141ZM156 139H157V138H156ZM198 139H199V138H198ZM203 139H204V137H203ZM208 139H209V138H208ZM221 139H222V138H221ZM236 139H237V138H236ZM236 139H235V140H236ZM249 139H250V137H249ZM258 139H259V138H258ZM258 139H257V140H258ZM10 140H11V138H10ZM100 140H101V139H100ZM100 140H99V141H100ZM117 140H118V139H117ZM128 140H129V139H128ZM144 140H143L141 143H144ZM146 140H147V139H146ZM149 140H150V138H149ZM149 140H147V141H149ZM159 140H160V139H159ZM159 140H157V141H159ZM168 140H169V139H168ZM176 140H177V142H178L179 139H176ZM212 140H215V139H212ZM222 140H224V138H223ZM225 140H226V139H225ZM227 140H229V139H227ZM231 140H232V139H231ZM238 140H239V139H238ZM253 140H255V139H253ZM262 140H264V139H262ZM147 141H146V142H147ZM174 141H175V140H174ZM196 141H197V140H196ZM200 141H201V140H200ZM208 141H211V140H207V142H208ZM239 141H240V140H239ZM242 141H243V139H242ZM244 141H246V139H245ZM244 141H243V142H244ZM100 142H101V141H100ZM149 142H150V141H149ZM172 142H173V141H172ZM177 142H176V143H177ZM179 142H181V141H179ZM198 142H199V141H198ZM205 142H206V141H205ZM205 142H204V143H205ZM216 142L218 143V140H217ZM221 142H223V141H221ZM221 142H220V144H221ZM232 142H234V140H233ZM235 142H236V141H235ZM235 142H234V143H235ZM255 142H257V141H255ZM118 143H119V142H118ZM138 143H139V142H138ZM153 143H155V141H154V142L152 141L151 144H153ZM181 143H182V142H181ZM184 143H186V142H184ZM184 143H182L183 146H185ZM208 143H210V142H208ZM245 143H246V142H245ZM248 143H249V142H248ZM248 143H247V145H248ZM253 143H254V142H253ZM253 143H252V144H253ZM258 143H259V141H258ZM258 143H257V147H258V145L260 144V143H259V144H258ZM146 144H147V143H146ZM156 144H159V143L156 142ZM174 144H175V143H174ZM177 144H178V143H177ZM210 144H211V143H210ZM214 144H215V143H214ZM220 144H217L216 149H217V148L220 149ZM228 144H229V143H228ZM232 144H233V143H232ZM232 144H231V146H232ZM240 144H242V143L240 142ZM240 144H239V143L235 144V147H233V146H234V144H233L232 148H234V149H238L239 147L237 148V146L240 145ZM105 145H106V144H105ZM137 145H138V144H137ZM137 145H136V148L138 147ZM147 145H148V144H147ZM147 145H146V146H147ZM197 145H198V144H196L195 146L197 147ZM206 145H207V144H206ZM211 145H213V144H211ZM211 145H210V149H211V147H212ZM218 145H219V147H218ZM236 145H237V146H236ZM242 145H243V144H242ZM249 145H250V143H249ZM97 146H98V145H97ZM97 146H95V147L97 148ZM109 146H110V145H109ZM118 146H119V145H118ZM123 146H124V145L121 144V147H123ZM149 146H150V145H149ZM156 146H157V145H156ZM159 146H160V145H159ZM161 146H163V145H161ZM175 146H176V144H175ZM178 146H179V145H178ZM193 146H194V145H193ZM193 146L191 145V149H192ZM195 146H194V147H195ZM252 146H253V145H252ZM164 147H165V146H164ZM185 147H186V146H185ZM187 147H188V146H187ZM243 147H244V146H243ZM123 148H124V147H123ZM148 148H150V147H148ZM167 148H168V147H167ZM167 148L165 149V151L167 150ZM176 148H177V146H176ZM179 148H180V146H179ZM227 148H228V147H227ZM241 148H242V147H241ZM252 148L254 149V147H252ZM117 149H119V148L117 147ZM121 149H122V148H121ZM143 149H144V147H143L141 150H143ZM159 149H160V148H159ZM159 149H158V150H159ZM184 149H185V148H183V151H184ZM189 149H190V148H189ZM189 149H188V150H189ZM193 149L195 150V148H193ZM216 149H215V147H214V149H212V152H213L214 150H216ZM218 149H217V151H218ZM234 149H229V150H233V151H234ZM253 149H252V151H253ZM257 149H258V148H257ZM136 150H137V149H136ZM136 150H134V153L136 152ZM138 150H139V149H138ZM147 150H148V149H147ZM158 150H155V151L157 152ZM200 150H201V149H200ZM229 150H228L227 152H229ZM242 150H243V149H242ZM25 151H26V150H25ZM117 151H118V150L114 151L113 153H115V152H117ZM124 151H125V149H124ZM155 151H154V152H155ZM163 151H164V149H163ZM235 151H236V150H235ZM235 151H234L233 154H232V152L230 151V152H231V153L229 152L230 155H233V156H234V154H236ZM238 151H239V150H237V155H238ZM246 151H247V150H246ZM254 151H255V150H254ZM92 152H94V154H95V149H94ZM119 152H120V150H119ZM142 152H144V151H142ZM189 152H190V151H189ZM201 152H202V151H201ZM219 152H220V151H219ZM223 152H224V151H223ZM227 152H226V153H227ZM257 152H258V151H257ZM26 153H27V152H26ZM88 153H89V152H88ZM90 153H91V152H90ZM125 153H127V152H125ZM138 153H139V152H138ZM157 153H158V152H157ZM210 153H211V152H210ZM239 153H240V152H239ZM243 153H244V152H243ZM243 153H242V154H243ZM252 153L254 154V152H252ZM91 154H92V153H91ZM127 154H128V153H127ZM141 154H142V153H141ZM174 154H175V152H173L172 156H173ZM176 154H177V153H176ZM176 154H175V156H176ZM191 154H192V150H191ZM191 154H190L189 156H191ZM201 154H202V153H201ZM216 154H217V152H216ZM245 154H246V153H245ZM245 154H244V155H245ZM249 154H250V153H249ZM77 155H79V154H77ZM83 155H84V154H83ZM89 155H90V154H89ZM99 155H100V154H99ZM115 155H116V153H115ZM118 155H119V154H118ZM137 155H138V154H137ZM137 155H135V156H137ZM155 155H157V154H155ZM203 155H204V154H203ZM203 155H201V156H203ZM230 155H228V156L230 157ZM255 155H257V154H255ZM119 156H120V155H119ZM125 156H126V155H125ZM130 156H131V153H130ZM140 156H141V155H140ZM177 156H179V155H177ZM198 156L200 157V154H199ZM210 156H211V155H210ZM233 156H232V158H234ZM239 156H240V155H239ZM99 157H100V156H99ZM142 157L144 158L143 155H142ZM162 157H163V153H162ZM165 157H166V156H165ZM191 157H192V156H191ZM196 157H197V156H196ZM254 157H255V156H253V158H254ZM256 157L258 158L259 156H256ZM73 158H74V157H73ZM81 158H82V157H81ZM91 158H92V157H91ZM96 158H97V157H96ZM112 158H115V156H113ZM116 158H117V157H116ZM118 158H119V157H118ZM130 158H131V157H130ZM147 158H148V157H147ZM155 158H156V157H155ZM157 158H158V157H157ZM167 158H168V157H167ZM172 158H173V157H172ZM172 158H171V159H172ZM197 158H198V157H197ZM206 158H207V156H206ZM206 158H205V159H206ZM215 158H216V156H215ZM215 158H214V160H215ZM247 158H249V157L244 158L242 161H245V159H247ZM259 158H260V157H259ZM69 159H71V158H69ZM69 159H68V160H69ZM89 159H90V156H89ZM97 159H98V158H97ZM144 159H145V158H144ZM162 159H163V158H162ZM164 159H165V158H164ZM164 159H163V160H164ZM179 159L181 160L182 158L179 157ZM179 159H178V161H179ZM191 159H193V158H191ZM200 159H202V158H200ZM210 159H212V158H210ZM227 159H228V158H227V156H226V161H228L230 158H229L228 160H227ZM255 159H256V158H255ZM100 160H101V159H100ZM115 160H116V159H115ZM115 160H112V161H114V162L116 163L117 161H115ZM152 160H154V157H153ZM156 160H158V159H156ZM163 160H162V161H163ZM203 160H204V159H203ZM203 160H202V161H203ZM207 160H208V158H207ZM230 160H233V159H230ZM239 160H240V159H239ZM239 160H238V161H239ZM60 161H61V160H59V162H60ZM62 161H63V160H62ZM62 161H61V162H62ZM92 161H93V160H92ZM119 161H120V160H119ZM162 161H160V162H162ZM174 161H175V160H174ZM189 161H190V160H189ZM202 161H201V162H202ZM226 161H225V159H224V162H226ZM235 161H236V155H235ZM235 161H234V162H235ZM246 161H247V160H246ZM257 161L261 163L260 159L257 160ZM263 161H264V159H263ZM263 161H262V162H263ZM135 162H136V161H135ZM149 162H150V161H149ZM175 162H176V161H175ZM175 162H174V165H175ZM192 162H193V161H192ZM192 162H191V163H192ZM207 162H208V161H207ZM209 162H211V161H209ZM222 162H223V161H222ZM224 162H223V163H224ZM239 162H240V161H239ZM258 162L256 163V165L259 166L260 164H259ZM90 163H91V162H90ZM93 163H94V161H93ZM143 163H144V162H143ZM152 163H153V162H152ZM178 163H179V162H178ZM191 163L189 162V164H191ZM193 163H194V162H193ZM193 163H192V165H193ZM242 163H246V162H242ZM58 164H59V163H58ZM58 164H57V165H58ZM78 164H79V163H78ZM108 164H109V163H108ZM132 164H133V163H132ZM148 164H149V163H148ZM157 164H158V163H157ZM167 164H169V163H167ZM167 164H166V165H167ZM172 164H173V163H172ZM200 164H201V163H200ZM224 164H225V163H224ZM227 164H228V163H227ZM229 164H230V163H229ZM229 164H228V165H229ZM263 164H264V163H263ZM118 165H119V164H118ZM145 165H146V164H143V166H144L145 169H146V166H147V165H146V166H145ZM155 165H156V164H155ZM174 165H173V167H174ZM181 165H182V164H181ZM196 165H197V164H196ZM208 165H209L210 167H209V166H205V167H203L202 165H200V166L203 167V168H206L207 170L205 169V171L208 172V171L210 170V168L212 167L211 164H208ZM242 165H243V164H242ZM92 166L95 167L94 164H93ZM97 166H98V165H97ZM113 166H114V164H113ZM116 166H117V165L115 164L114 168H115ZM148 166H149V165H148ZM148 166H147V167H148ZM151 166H152V165H151ZM156 166H157V165H156ZM162 166H163V165H162ZM177 166H178V165H177ZM217 166H218V164H217ZM224 166H225V165H224ZM230 166H231V165H230ZM234 166H235V165H234ZM240 166H241V163H240ZM245 166H246V165H245ZM245 166H244V168H245ZM30 167H31V166H30ZM75 167H76V166L74 165V170H75ZM117 167H118V166H117ZM119 167H120V166H119ZM126 167H128V165H127ZM159 167L161 168V164L159 165ZM159 167H158V168H159ZM201 167H200V168H201ZM213 167H214V166H213ZM241 167H242V166H241ZM262 167L264 168V166L261 165L260 168H262ZM84 168H85V166H84ZM97 168H98V167H97ZM97 168H95V169H97ZM121 168H122V167H121ZM154 168H155V166H154ZM158 168H156L155 170H157ZM160 168H159V169H160ZM164 168H165V167H164ZM164 168H162V169L164 170ZM189 168H191V167H189V165H188V169H189ZM200 168H199V169H200ZM203 168H202V169H203ZM208 168H209V169H208ZM224 168H225V167H224ZM255 168H256V166H255ZM260 168H259V169H260ZM52 169H53V168H52ZM69 169H70V168H69ZM95 169H94V170H95ZM115 169H117V168H115ZM159 169H158V171H159ZM168 169H169V167H168ZM199 169H198L197 171H199ZM231 169H232V167H231ZM253 169H254V168H253ZM85 170H86V169H85ZM88 170H89V169H88ZM97 170H98V169H97ZM105 170H106V169H105ZM122 170H123V169H122ZM122 170H121V171H122ZM146 170H148V169H146ZM160 170H161V169H160ZM169 170H170V169H169ZM169 170H168V172H169ZM233 170H234V168H233ZM233 170H232V171H233ZM236 170H237V171H240L239 168L236 169ZM261 170H262V169H261ZM261 170H260V171H261ZM29 171H30V170H29ZM56 171H57V170H56ZM67 171H68V170H67ZM82 171H83V170H82ZM82 171H80V172L82 173ZM142 171H143V169H142ZM149 171H150V169H149ZM161 171H162V170H161ZM175 171H178V170H174L173 172H175ZM186 171H187V169H186ZM197 171H196V172H197ZM205 171H204V172H205ZM223 171H226V170L223 169ZM223 171L220 172V176H221V173H223ZM232 171H231V172H232ZM252 171H253V170H252ZM262 171H263V170H262ZM89 172H90V171H89ZM109 172H110V171H109ZM147 172H148V171H147ZM154 172L156 173V171H154ZM154 172H153V173H154ZM159 172H160V171H159ZM181 172H182V170H180V174H179V176H181ZM253 172H254V171H253ZM263 172H264V171H263ZM59 173H60V172H59ZM75 173H76V172H75ZM75 173H74V174H75ZM112 173H113V171H112ZM138 173H140V171H139ZM143 173H144V172H143ZM155 173H154V174H155ZM161 173H162V172H161ZM176 173H177V175H178L179 171L176 172ZM192 173H193V168H192ZM198 173H199V172H198ZM198 173H196V174H198ZM217 173H218V172H217ZM217 173H216V174H217ZM234 173H235V170H234V172H232V174H234ZM257 173H258V169H257ZM90 174H91V173H90ZM109 174H110V173H109ZM130 174H133V173H130ZM170 174H171V173H170ZM199 174H200V173H199ZM218 174H219V173H218ZM232 174H231L230 176H232ZM235 174H237V173H235ZM235 174H234V175H235ZM239 174H240V173H239ZM249 174H250V173H249ZM88 175H89V174H88ZM155 175H156V174H155ZM155 175H154V176H155ZM160 175H162V174H160ZM187 175H189V173H187ZM201 175H202V172H201ZM204 175H206V173H204ZM250 175L252 176L253 173L250 174ZM250 175H249V177H248V182H249V178H252V177H250ZM41 176H42V175H41ZM72 176H73V175H72ZM86 176H87V174H86ZM95 176H96V175H95ZM108 176H109V175H108ZM142 176H143V174L141 173L140 178H142ZM144 176H145V175H144ZM144 176H143V177H144ZM172 176H174V173H173ZM179 176H177V177H179ZM197 176H198V175H197ZM212 176H214L213 173H212ZM220 176H219V177H220ZM261 176H262V175H261ZM42 177H43V176H42ZM131 177H132V176H131ZM138 177H139V175H138ZM147 177H148V176H147ZM147 177H145V179H146ZM160 177H161V176H160ZM191 177H192V176H191ZM194 177H195V176H194ZM201 177H202V176H201ZM214 177H215V176H214ZM226 177H227V176H226ZM237 177H238V178H237ZM237 177H236V179L239 180V179H240V175L237 176ZM257 177H258V176H257ZM170 178L172 179V178H175V177H170ZM186 178H187V177H186ZM189 178H190V176H189ZM216 178H217V177H216ZM255 178H256V177H255ZM260 178H261V177H260ZM260 178H259V180H260ZM21 179H22V178H21ZM21 179H20V182H21ZM83 179H84V178H83ZM93 179H96V178L94 177ZM137 179H138V178H137ZM197 179H201V181H202V178H199V177H198ZM23 180H24V179H23ZM41 180H42V179H41ZM41 180H40V181H41ZM125 180H126V179H125ZM141 180H142V179H141ZM147 180H148V179H147ZM156 180H157V179H156ZM159 180H160V179H159ZM159 180H158L157 182H159ZM176 180H177V179L175 178V181H176ZM189 180H191V179H189ZM212 180H214V179H212ZM223 180H224V179H222V181H223ZM225 180H228V178L225 179ZM233 180L235 181V178H234ZM233 180H232V182H233ZM257 180H258V179H257ZM259 180H258V181H259ZM24 181H25V180H24ZM107 181L109 182V180H107ZM144 181H146V180H144ZM149 181H150V179H149ZM170 181H171V180H169V183H170ZM217 181H218V180H217ZM219 181H220V180H219ZM219 181H218V182H219ZM258 181H257V182H258ZM150 182H151V181H150ZM208 182H209V179H208ZM214 182H215V181H214ZM220 182H221V181H220ZM220 182H219V183H220ZM236 182L239 184V182H238L237 180H236ZM250 182H251V180H250ZM140 183H141V182H140ZM154 183H155V182H154ZM159 183H160V182H159ZM199 183H201V182L199 181ZM199 183H198V186H199ZM203 183H204V182H203ZM210 183H211V182H209L208 185H210ZM222 183H223V182H222ZM222 183H221V184H217L216 187H217L218 185H221V186H222ZM234 183H235V182H233V184H234ZM259 183H260V182H259ZM23 184H24V183H23ZM68 184H69V183H68ZM125 184H126V181H125ZM155 184H156V183H155ZM155 184H154V185H155ZM171 184H172V183H171ZM186 184H187V183H186ZM228 184H230V182H229ZM235 184H236V183H235ZM235 184H234V185H235ZM246 184H247V183H246ZM255 184H256V183H255ZM19 185H20V184H19ZM27 185H28V184H27ZM107 185H108V184H107ZM116 185H117V184H116ZM135 185H136V184H135ZM146 185H147V184H146ZM148 185H149V184H148ZM150 185H151V184H150ZM224 185H225V183H224ZM236 185H237V184H236ZM250 185H251L252 187H255V186H256V185L253 186L252 184H250ZM257 185H259V184H257ZM261 185H263V184L261 183ZM261 185H259V186H261ZM28 186H29V185H28ZM72 186H73V185H72ZM157 186H158V184H157ZM172 186H173L174 188H176V186H174V183H173ZM177 186H178V184H177ZM196 186H197V184H196ZM202 186H203V185H202ZM213 186H214V185H213V182H212V187H213ZM237 186H238V185H237ZM80 187H81V186H80ZM134 187H135V186H134ZM158 187L161 188V186H158ZM182 187H183V186H182ZM226 187H227V184H226ZM231 187H232V185H231ZM233 187H234V186H233ZM238 187H239V186H238ZM242 187H243V186H242ZM263 187H264V186H263ZM29 188H30V187H29ZM31 188H32V187H31ZM170 188H171V187H170ZM177 188H178V187H177ZM185 188H187V185H186V187H184V189H185ZM189 188H190V186H189ZM193 188H194V191H196V187L194 186ZM200 188H201V186L199 187L198 190H200ZM218 188H219V187H218ZM224 188H225V186H224ZM229 188H230V187H229ZM229 188H226V189H227V190H226L227 192H228ZM102 189H103V187H102ZM202 189H206V190H208L207 188H202ZM220 189H222V187H221ZM230 189H232V188H230ZM246 189H247V188H246ZM246 189H243V190H246ZM249 189L251 190V188H249ZM252 189H254V188H252ZM261 189H262V188H261ZM263 189H264V188H263ZM69 190H70V188H69ZM107 190H108V189H107ZM111 190H112V189H111ZM111 190H110V191H111ZM174 190H175V189H174ZM179 190H180V189H179ZM182 190H183V189H182ZM182 190H180V191H182ZM206 190H205L204 193H206ZM243 190H242V191L240 190V191L243 193ZM254 190H255V191H252V190H251V191H252V193H251L252 195L256 192V190H257L256 187H255ZM3 191H4V190H3ZM63 191H64V190H62V192H63ZM73 191H74V190H73ZM113 191H114V189H113ZM169 191H171V190H169ZM172 191H173V189H172ZM187 191H188V190H187ZM213 191H214V190H213ZM213 191H211V192H213ZM236 191H237V190H236ZM238 191H239V190H238ZM238 191H237V192H238ZM240 191H239V192H240ZM246 191H247V190H246ZM257 191H258V190H257ZM259 191H262V190L259 189ZM25 192H26V191H25ZM138 192H139V191H138ZM138 192H137V193H138ZM153 192H154V191H153ZM222 192H224V191H222ZM234 192H235V191H234ZM253 192H254V193H253ZM60 193H61V192H60ZM66 193H67V192H66ZM129 193H130V192H129ZM140 193H141V192H140ZM142 193H143V195H144L146 192H145V193L142 192ZM186 193H187V192H186ZM219 193H221V192H219ZM228 193L231 195L232 192H228ZM235 193H236V192H235ZM244 193H245V192H244ZM246 193H248V192H246ZM249 193H250V192H249ZM249 193H248V195H249ZM261 193H262V192H261ZM261 193L258 194V193L256 192V194H258V196H259V195L263 196ZM31 194H32V193H31ZM31 194H29V195H31ZM74 194H75V193H74ZM103 194H104V193H103ZM126 194H127V193H126ZM130 194H131V193H130ZM130 194H129V195H130ZM168 194H169V193H168ZM178 194H179V192H178ZM200 194H201V193H200ZM214 194H215V193H214ZM223 194H224V193H223ZM229 194H227V196H228ZM232 194H233V193H232ZM236 194H237V193H236ZM236 194H233L232 196L235 197ZM240 194H241V193H240ZM32 195H33V194H32ZM63 195H64V194H63ZM72 195H73V194H72ZM113 195H114V194H113ZM147 195H148V194H147ZM186 195H187V194H186ZM195 195H197L196 192H195ZM206 195H207V194H206ZM221 195H222V194H221ZM241 195H243L244 198H245V197H246V198L248 197L247 194H245V195H244V194H241ZM246 195H247V196H246ZM254 195H255V194H254ZM99 196H100V195H99ZM109 196H110V195H109ZM126 196H127V195H126ZM130 196H132V195H130ZM144 196H146V195H144ZM169 196H170V198L172 197V195H169ZM178 196H179V195H178ZM214 196L216 197V195H214ZM219 196H220V195H219ZM222 196H223V195H222ZM255 196L257 197V195H255ZM255 196H254V197L252 196V198H254V200H256V197H255ZM23 197H24V196H23ZM31 197H33V196H31ZM59 197H60V196H59ZM62 197H63V196H62ZM105 197H106V196H105ZM161 197H162V195H161ZM166 197H167V196H166ZM192 197H193V196H192ZM215 197H214V198H215ZM217 197H218V196H217ZM228 197H230V196H228ZM237 197H239V196H237ZM6 198H7V197H6ZM107 198H108V197H107ZM111 198H112V197H111ZM116 198H117V197H116ZM143 198H144V197H143ZM149 198H150V197H149ZM180 198H181V196H180ZM200 198H201V195H200ZM220 198H221V200H222V197H220ZM231 198H232V199H231ZM231 198L229 199V201H227V202L225 201L224 204L226 205L228 202H233V200L236 199V198L233 199V197H231ZM241 198H242V197H241ZM244 198H243V199H244ZM252 198H250V199H252ZM34 199H35V198H34ZM59 199H61V198H59ZM96 199H97V198H96ZM153 199H154V198H153ZM157 199H158V197H157ZM165 199H166V198H164V201H165ZM171 199H172V198H171ZM188 199H189V201L192 200V202L196 203L193 199H190V198H188ZM196 199H197V197H196ZM203 199H204V198H203ZM207 199H208V198H207ZM223 199H224V198H223ZM225 199H226V197H225ZM225 199H224V200H225ZM243 199H242V200H243ZM247 199H248V198H247ZM247 199H246V200H247ZM250 199H249V200H250ZM92 200H93V198H92ZM94 200H95V197H94ZM118 200H119V199H118ZM130 200H131V199H130ZM134 200H136V199L133 198V201H134ZM143 200H144V199H143ZM167 200L170 201L169 198H168ZM197 200H198V199H197ZM197 200H196V201H197ZM199 200H200V202H201V199H199ZM199 200H198V202H199ZM249 200H248V201H249ZM262 200H263V199H261V201H262ZM60 201H63V199L60 200ZM103 201H104V200H103ZM146 201H147V200H146ZM176 201L178 202V200H176ZM186 201H187V200H186ZM258 201H259V200H258ZM263 201H264V200H263ZM25 202H26V198H25ZM91 202H92V201H91ZM114 202H115V201H114ZM135 202H136V201H135ZM153 202H154V201H153ZM171 202H172V201H171ZM180 202H181V201H180ZM200 202H199V203H200ZM214 202H215V201H214ZM222 202H223V201H222ZM246 202H247V201H246ZM92 203H94V202H92ZM92 203H91V205H92ZM120 203H121V202H120ZM149 203H150V201H149ZM167 203H169V202H167ZM194 203H193V204H194ZM199 203H198V204H199ZM218 203H219V202H218ZM234 203H235V202H234ZM234 203H232V204L235 205ZM237 203H238V202H237ZM239 203H240V202H239ZM239 203H238V204H239ZM253 203H254V202H252L251 204H253ZM0 204H1V203H0ZM60 204H61V203H60ZM69 204H70V203H69ZM69 204H68V205H69ZM129 204H130V203H129ZM136 204H137V203H136ZM171 204H173V203H171ZM171 204H170V205H171ZM180 204H181V203H180ZM200 204H201V203H200ZM220 204H221V201H220ZM240 204H241V207H243V206H242L243 203L241 202ZM259 204H260V203H259ZM62 205H63V203H62ZM62 205H61V206H62ZM66 205H67V204H66ZM79 205H81V204H79ZM132 205H135V204H132ZM146 205H150V204H146ZM170 205H168V206H170ZM189 205H190V204H188L187 206H189ZM208 205H209V204H208ZM208 205H207V206H208ZM221 205H222V204H221ZM225 205L222 206L223 209H224V206H225ZM228 205H231V203H230V204L228 203ZM121 206H122V204H121ZM152 206H153V205H152ZM154 206H155V204H154ZM162 206H163V205H162ZM190 206H191V205H190ZM203 206H204V205H203ZM211 206H212V204H211ZM213 206H214V204H213ZM252 206H253V205H252ZM252 206H251V207H252ZM261 206H262V204H261ZM81 207H83V206H81ZM113 207H114V206H113ZM125 207H126V206H125ZM133 207H134V206H133ZM146 207H147V206H146ZM146 207H145V208H146ZM155 207H156V206H155ZM155 207H154V208H155ZM164 207H166V205H165ZM164 207H162V208H164ZM171 207H172V206H171ZM185 207H186V206H185ZM200 207H201V206H200ZM222 207H220V209H221ZM225 207H226V206H225ZM228 207H230V206H227L226 208H228ZM231 207H232V206H231ZM231 207H230V208H231ZM251 207H250V209H251ZM263 207H264V206H263ZM263 207H262V208H263ZM134 208H136V207H134ZM139 208H140V207H139ZM141 208H142V207H141ZM148 208H149V207H148ZM156 208H157V207H156ZM160 208H161V206H160ZM169 208H170V207H169ZM174 208H175V207H174ZM174 208H173V210H174ZM186 208H187V207H186ZM194 208H195V206H193V209H194ZM196 208H197V205H196ZM202 208H203V207H202ZM210 208H211V207L209 206V208H207V209L210 210ZM212 208H213V207H212ZM83 209H85V208L83 207ZM90 209H91V208H90ZM108 209H109V208H108ZM149 209H150V208H149ZM193 209H192V210H193ZM218 209H219V207H218ZM253 209H255V208H253ZM259 209H260V208H259ZM263 209H264V208H263ZM263 209H262V210H263ZM35 210H36V209H35ZM58 210H59V209H58ZM58 210H57V213H59ZM88 210H89V209H88ZM124 210H125V208H124ZM127 210H128V209H127ZM127 210H126V211H127ZM139 210H140V209H139ZM147 210H148V209H146V211H147ZM175 210H176V209H175ZM177 210H180V209H177ZM183 210L185 211L184 208H183ZM186 210H187V209H186ZM202 210H203V209H202ZM216 210H217V209H216ZM228 210H229V208H228ZM248 210H249V209H248ZM262 210H261V211H262ZM126 211H125V212H126ZM150 211H153V207H152V210H150ZM169 211H170V210H169ZM181 211H182V210H181ZM188 211H189V210H188ZM213 211H214V210H213ZM218 211H219V210H218ZM225 211H226V209H225ZM234 211H235V209H234ZM234 211H233V213H234ZM249 211H250V210H249ZM251 211H252V210H251ZM116 212H117V210H116ZM119 212H120V211H118V213H119ZM137 212H139V211L137 210ZM157 212H158V211H157ZM163 212H164V211H163ZM178 212H179V211H178ZM197 212H199V209H198ZM200 212H201V211H200ZM200 212H199V213H200ZM214 212H215V211H214ZM221 212H224V211H221ZM230 212H231V211H230ZM230 212H229V213H230ZM253 212H254V211H253ZM256 212H258V211L256 210L254 213H256ZM259 212H260V210H259ZM30 213H31V212H30ZM30 213H29V215H30L29 217H30V219H31V214H30ZM32 213H34V212H32ZM118 213H117V214H118ZM123 213H124V212H122L121 215H123ZM139 213H140V212H139ZM153 213H155V212H153ZM179 213H180V212H179ZM179 213H178V214H179ZM190 213H192V212H190ZM193 213H194V211H193ZM201 213H202V212H201ZM203 213H204V212H203ZM208 213H209V214L212 213V210H211V212L207 211V214H208ZM216 213H218L217 215H219V212H216ZM44 214H45V213H44ZM44 214H43V215H44ZM96 214H97V213H96ZM114 214H115V213H114ZM124 214H125V213H124ZM136 214H137V213H136ZM234 214H235V213H234ZM234 214H233V215H234ZM256 214H257V213H256ZM32 215H33V214H32ZM75 215H76V214H75ZM83 215H86V214H84V212H83ZM119 215H120V214H119ZM119 215H118V216H119ZM168 215H169V214H168ZM168 215H167V216H168ZM181 215H182V213L179 215V217H180ZM210 215H211V214H210ZM233 215H231V216H233ZM41 216H42V215H41ZM51 216H52V215H51ZM53 216H54V215H53ZM76 216H77V215H76ZM92 216H93V215H92ZM94 216H95V215H94ZM136 216H137V215H136ZM154 216H155V215H154ZM173 216H174V218H175V215H173ZM173 216L169 217V218H172V219H171L172 221L175 220V219H173ZM207 216H209V215H207ZM228 216H229V215H228ZM262 216H263V215H262ZM29 217H28V218H29ZM43 217H45V216H43ZM54 217H55V216H54ZM56 217H57V216H56ZM73 217H75V216H73ZM97 217H98V215H97ZM97 217H96V218H97ZM126 217H127V216H126ZM158 217H159V215H158ZM176 217H177V216H176ZM193 217H194V216H193ZM198 217H199V216H197V220H198L199 222H201V221L199 220ZM211 217H213V216L211 215ZM219 217H220V216H219ZM221 217H222V216H221ZM256 217H259V216L257 215ZM33 218H34V217H33ZM35 218H36V217H35ZM35 218H34V219H35ZM38 218H39V217H38ZM120 218H121V217H120ZM127 218H128V217H127ZM132 218H133V217H132ZM132 218H131V220H132ZM153 218H154V217H153ZM153 218H152V219H153ZM194 218H196V216H195ZM209 218H210V217H209ZM262 218H263V217H262ZM34 219H33L32 221H34ZM48 219H49V218H48ZM54 219H55V218H54ZM118 219H119V218H118ZM125 219H126V218H125ZM158 219H159V218H158ZM158 219H157V221H158ZM167 219H168V218H166V220H164V221L162 222V224L165 223V221H167ZM177 219H178V217H177ZM192 219H193V218H192ZM224 219H225V218H224ZM88 220H90V219H88ZM122 220H123V219H122ZM136 220H137V219H136ZM140 220H141V219H140ZM154 220H155V219H154ZM171 220H168V221H171ZM208 220H209V219H208ZM230 220H231V219L229 218V222H230ZM257 220H258V219H257ZM260 220H261V219H260ZM62 221H63V220H62ZM125 221H126V220H125ZM134 221H135V220H134ZM190 221H191V220H190ZM212 221H213V220H212ZM215 221L217 222L218 219L216 218ZM221 221H223V219H222ZM232 221H233V220H232ZM263 221H264V220H263ZM263 221H262V222H263ZM27 222H28V221H27ZM67 222H68V221H67ZM129 222H130V221H129ZM136 222H137V221H136ZM152 222H153V221H152ZM194 222H195V220H194ZM208 222H209V221H208ZM208 222H207V223H208ZM262 222L260 221V223H262ZM24 223H25V221H24ZM24 223H23V224H24ZM41 223H42V222H41ZM48 223H49V222H48ZM98 223H99V222H98ZM122 223H123V222H122ZM125 223H126V222H125ZM137 223H138V222H137ZM172 223H173V222H172ZM212 223L214 224V222H212ZM218 223H220V220H219ZM230 223H231V222H230ZM230 223H229V224H230ZM235 223H236V222H235ZM257 223H258V221H257ZM260 223H259V224H260ZM60 224H61V223H60ZM60 224H58L59 227H60ZM99 224H100V223H99ZM119 224H120V223H119ZM128 224H129V223H128ZM142 224H143V223H142ZM166 224H167V226H168V223H166ZM166 224H165V225H166ZM170 224H171V223H170ZM196 224H197V222H196L194 225H196ZM208 224H209V223H208ZM208 224H207V225H208ZM216 224H217V223H216ZM220 224H223V223L221 222ZM226 224H227V223H226ZM231 224H232V223H231ZM24 225H25V224H24ZM30 225H31V224H30ZM48 225H49V224H48ZM132 225H133V224H132ZM132 225H131V223H130V226H132ZM153 225H154V224H153ZM156 225H157V224H156ZM188 225H191V224H188ZM211 225H212V224H211ZM211 225H208V226H209V229H210V227L213 229L214 225H212V226H211ZM223 225H224V224H223ZM95 226H97V225H95ZM117 226H118V225H117ZM130 226H129V227H130ZM133 226H134V225H133ZM133 226H132V227H133ZM158 226L161 227L160 225H158ZM167 226H166V228H167ZM201 226H202V225H201ZM233 226H234V225H233ZM37 227H38V226H37ZM37 227H36V228H37ZM44 227H45V226H44ZM124 227H126V225H125ZM164 227H165V226H163V230H164ZM171 227H173V225H172ZM188 227H190V226H188ZM191 227L193 228L194 226L192 225ZM234 227H235V226H234ZM234 227H232V229H233ZM14 228H15V226H14ZM23 228H24V227H23ZM97 228H98V226H97ZM105 228H106V227H105ZM117 228H118V227H117ZM140 228H141V227H140ZM202 228H204V227H202ZM205 228H207V227L205 226ZM216 228H217V226H216ZM216 228H215V231L217 230ZM25 229H26V228H25ZM31 229H32V228H31ZM71 229H72V228H71ZM95 229H96V228H95ZM101 229L103 230V228H101ZM138 229H139V228H138ZM138 229H137V230H138ZM150 229H153L152 226H151ZM172 229H173V228H172ZM183 229H185V228H183ZM207 229H208V228H207ZM209 229H208V230H209ZM225 229H226V228H225ZM73 230H74V229H73ZM116 230H117V229H116ZM125 230H126V229H125ZM125 230H124V231H125ZM131 230H132V229H131ZM133 230H134V228H133ZM141 230H142V228H141ZM186 230H187V229H186ZM192 230H193V229H192ZM202 230H203V233H204V232H205L204 229H202ZM205 230H206V229H205ZM33 231H34V230H32V233H33ZM55 231H56V230H55ZM70 231H71V230H70ZM117 231H118V230H117ZM124 231H123V232H124ZM134 231H135V230H134ZM143 231H144V230H143ZM159 231H160V230H159ZM161 231H162V230H161ZM165 231H167V230L165 229ZM190 231H191V229H190ZM194 231H196V227H195V230H194ZM198 231L200 232L199 229H198ZM27 232H28V231H27ZM30 232H31V231H30ZM40 232H42V231L40 230ZM53 232H54V231H53ZM56 232H57V231H56ZM115 232H116V231H114V233H115ZM123 232H122V233H123ZM128 232H129V231H128ZM151 232H152V231H151ZM153 232H154V231H153ZM162 232H163V231H162ZM167 232H168V231H167ZM167 232H165V234H166ZM188 232H189V229H188V231L186 232V235H187ZM216 232H217V231H216ZM216 232H215V234H216ZM227 232H228V228H227ZM37 233L39 234V232H37ZM37 233H36V234H37ZM42 233H43V232H42ZM84 233L86 234V232H84ZM111 233H112V232H111ZM116 233H117V232H116ZM143 233L145 234V232H143ZM149 233H150V231H149ZM174 233H175V232H174ZM193 233H194V232H193ZM223 233H224V232H223ZM225 233H226V232H225ZM24 234L26 235V233H24ZM24 234H23V237L25 236ZM33 234H34V233H33ZM36 234H34V235H36ZM49 234H50V233H49ZM53 234H54V233H53ZM53 234H52V236H53ZM77 234H78V233H77ZM107 234H108V232H107ZM144 234H143V235H144ZM167 234H168V233H167ZM167 234H166V235H167ZM197 234H198V233H197ZM221 234H222V232H221ZM228 234H229V233H228ZM228 234L226 235V238H228V237H227ZM81 235H82V234H81ZM88 235H89V234H88ZM133 235H134V234H133ZM146 235H148V234H146ZM146 235H145V236H146ZM163 235H164V234H163ZM189 235H191V234L189 233ZM195 235H196V234H195ZM15 236H16V234H15ZM40 236H41V235H40ZM78 236H79V235H78ZM157 236H158V235H156V237H157ZM164 236H165V235H164ZM183 236H185V234H184ZM218 236H219V234H218ZM261 236H262V235H261ZM35 237H36V236H35ZM59 237H60V235H59ZM69 237H70V236H69ZM108 237H109V236H107V238H108ZM134 237H135V236H134ZM140 237H141V236H140ZM156 237H155V238H156ZM167 237H168V236H167ZM221 237H224V234H223ZM70 238H71V237H70ZM110 238H111V237H110ZM117 238H118V237H117ZM141 238H142V237H141ZM168 238H169V237H168ZM183 238H184V237H182V239H183ZM185 238H188V237L185 236ZM224 238H225V237H224ZM224 238H222V239H224ZM226 238H225V240H226ZM260 238H261V237H260ZM263 238H264V237H263ZM22 239H23V238H21V240H22ZM25 239H26V238H25ZM35 239H36V238H34V240H35ZM42 239H43V238H42ZM55 239H57V238H55ZM78 239H79V238H78ZM78 239H77L76 241H78ZM131 239L133 240V238H131ZM189 239H191V238H189ZM218 239H219V237H218ZM61 240H62V239H61ZM107 240H108V239H107ZM139 240H140V239H138V240H136V241H139ZM234 240H235V239H234ZM4 241H5V240H4ZM15 241H16V240H15ZM31 241H32V240H31ZM62 241H63V240H62ZM109 241H110V240H109ZM115 241H116V240H115ZM168 241H170V240H168ZM184 241H186V239H185ZM220 241H221V240H220ZM13 242H14V241H13ZM33 242H34V241H33ZM54 242H57V241L54 240ZM140 242L142 243L143 241H140ZM232 242H234V241H232ZM29 243H30V242H29ZM35 243H36V242H35ZM35 243H33V244L35 245ZM58 243H59V240H58ZM58 243H57V244H58ZM63 243H64V242H63ZM66 243H67V242H66ZM96 243H97V242H96ZM101 243H103V242H101ZM115 243H116V242H115ZM141 243H139V244H141ZM235 243H236V242H235ZM263 243H264V240H263ZM9 244H11V243H9ZM13 244H14V243H12V245H13ZM21 244H22V242H21ZM116 244H117V243H116ZM137 244H138V243H137ZM182 244H184V242H183ZM22 245H23V244H22ZM55 245H56V244H55ZM55 245H54V246H55ZM74 245H75V244H74ZM96 245H97V244H96ZM102 245H103V244H102ZM177 245H179V244H176V246H177ZM233 245H234V244H233ZM10 246H11V245H10ZM18 246H19V245H18ZM20 246H21V245H20ZM35 246H36V248H37V246H39V245L36 244ZM35 246H34V247H35ZM66 246H67V245H66ZM214 246H215V245H214ZM220 246H222V245L219 244V247H220ZM6 247H7V246H6ZM6 247H5V248H6ZM30 247H31V246H28L27 248L30 249ZM32 247H33V245H32ZM73 247H74V246H73ZM135 247H136V246H135ZM139 247H141V246H139ZM168 247H169V246H168ZM177 247H178V246H177ZM177 247H175V248H177ZM212 247H213V246H212ZM216 247H217V246H216ZM7 248H9V247H7ZM36 248L34 249L35 251H36ZM38 248H39V247H38ZM61 248H62V247H61ZM97 248H98V247H97ZM213 248H215V247H213ZM9 249H11V248H9ZM9 249H7V250H9ZM22 249H23V248H22ZM29 249H27V250H29ZM63 249H64V248H63ZM88 249H89V247H88ZM170 249H171V248H170ZM173 249H174V246H173ZM11 250H12V249H11ZM11 250H10L9 252H11ZM34 250H33V248H32V251H31L32 254H33V251H34ZM43 250H44V249H43ZM48 250H49V249H48ZM70 250H71V249H70ZM101 250H102V248H101ZM101 250H100V251H101ZM212 250H214V249H212ZM220 250H222V249L220 248ZM0 251H1V250H0ZM71 251H72V250H71ZM71 251H69V252L71 253ZM73 251H74V250H73ZM165 251H166V250H165ZM214 251H215V250H214ZM12 252H13V251H12ZM26 252H27V251H26ZM49 252H50V251H49ZM170 252H171V250H170ZM172 252H174V251H172ZM21 253H22V251H21ZM23 253H25V252H23ZM27 253H29V252H27ZM27 253H26V254H27ZM34 253H35V252H34ZM73 253H74V252H73ZM101 253H102V251H101ZM166 253H167V252H166ZM17 254H18V253H17ZM26 254H25V255H26ZM52 254H53V252H52ZM171 254H172V253H171ZM7 255H8V254H7ZM9 255H10V254H9ZM9 255H8V256H9ZM12 255H13V254H12ZM20 255H21V254H20ZM33 255H34V254H33ZM35 255H36V254H35ZM174 255H176V254H174ZM5 256H6V254H5ZM17 256L19 257V255H17ZM169 256H170V255H169ZM169 256H168V257H169ZM212 256H213V255H212ZM254 256H255V255H254ZM12 257H13V256H12ZM14 257H15V256H14ZM21 257H23V256H21ZM55 257H56V256H55ZM55 257H54V259H55ZM71 257H72V256H71ZM155 257H156V256H155ZM175 257H176V256H175ZM175 257H174V258L171 257V258H172L171 260H173V259L175 260ZM207 257H208V256H207ZM116 258H117V257H116ZM159 258H160V257H159ZM169 258H170V257H169ZM119 259H120V258H119ZM176 259H177V258H176ZM221 259H222V257H221ZM256 259H257V258H256ZM91 260H92V259H91ZM123 260H124V259H123ZM159 260H160V259H159ZM161 260H162V259H161ZM168 260H169V259H168ZM171 260H170V261H171ZM253 260H254V259H253ZM93 261H94V260H93ZM146 261H147V260H146ZM148 261H149V260H148ZM212 261H213V260H212ZM218 261H219V260H218ZM30 262H31V260H30ZM152 262H153V261H152ZM158 262H159V261H158ZM166 262H167V261H166ZM166 262H165V263H166ZM171 262H172V261H171ZM214 262H215V261H214ZM120 263H121V262H120ZM149 263H151V262L149 261ZM149 263H148V264H149ZM163 263H164V261H163ZM215 263H217V261H216ZM215 263H214V264H215ZM230 263H231V262H230ZM30 264H31V263H30ZM154 264H155V263H154ZM218 264H219V262H218Z\"/></svg>","mask_w":264,"mask_h":264}]
</instances>
